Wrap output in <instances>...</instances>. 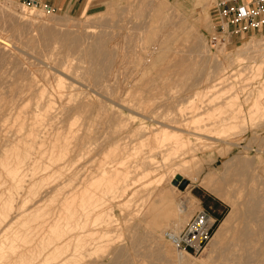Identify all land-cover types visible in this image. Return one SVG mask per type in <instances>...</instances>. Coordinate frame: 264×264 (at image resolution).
I'll use <instances>...</instances> for the list:
<instances>
[{
	"label": "rangeland",
	"instance_id": "374dc122",
	"mask_svg": "<svg viewBox=\"0 0 264 264\" xmlns=\"http://www.w3.org/2000/svg\"><path fill=\"white\" fill-rule=\"evenodd\" d=\"M8 1H10V0H0V7L3 5V6H5L4 4H8L7 2ZM144 1H145V4H144ZM11 6H10V10L8 9V13H11V14H13V12L15 13V15H22L23 17H27L28 15L26 14V11H36L37 12V14H38V19L40 20V22L41 23H43L45 20V22H44V24L46 23V25H47V27H51V28H55V29H67V28H69V29H74V27L72 26V25H78L79 27H80V29H84L85 27H92L93 29H95V31H96V34L102 29V24H100L101 22L102 23H104V26H107V24H108V26L107 27H109V28H104V29H107V30H110L111 32V35H112V37H113V42L116 44V48H117V50H118V52H117V56H116V60H117V62L115 61V69L113 68V71H112V75L113 74H115L116 75V77H115V75H111V80H108V81H106L105 82V84H106V86L103 88V89H101V91L100 92H104L103 94L105 95V96H110L111 95V91H112V95L110 96V99H112L114 102H115V100H116V102L115 103H113V102H108V104H107V110L109 109V111H112V109H115V113L112 111L111 113H109V111H107L106 113H104L103 114V116H102V113L103 112H99V113H97L98 112V110L97 109H95L96 108V106L95 105H93L92 104V106H91V108L88 110V111H81L80 113L79 112H77V113H71V114H69V115H67V117L64 119V122H63V130H62V133H63V135H66L67 136V141H66V144H68V145H66V147H64V148H62V150H60V151H63V152H60V151H58V153H59V155H60V157H64L63 159H61V158H59V160H54V161H51L52 163L50 164V162H48V160H46L47 158V156H43V155H41V153H39L40 151L41 152H43V151H46V150H48V149H46V147H43L42 149L40 148V150L39 151H37L38 150V147H37V145L33 142L32 143V141H33V139H34V136L32 137V141H31V135L29 136V134H30V132H29V134L27 135V136H25L27 133H28V131L30 130V125L32 124V126H33V123H32V120H31V117H30V115H31V110H33L34 108H35V105L37 104L36 102L37 101H34V100H36V96H37V92H38V90H45L46 92H47V94L49 93L50 94V96L53 98V99H55L56 100V96L54 95V94H56V92H58L59 90H61L62 92L64 91V95H63V97H62V101L64 100V98H65V96L67 95L66 94V92H68L69 94H71L72 95V97L73 98H75V96L78 94V93H80V90H81V93L80 94H78V95H82V96H84V91L85 92H87V94L89 95V99H88V96L85 98L87 101L89 100V101H92V102H94L95 101V98H94V95H93V98H92V91L91 92H89L88 93V91H86L87 90V88H86V86L85 85H83V84H81V83H78L79 81H81L82 79H81V73L80 72H82V67H78L77 68V62H75V64H74V61H76L77 59H76V57H74L73 56V58H70V59H67V60H62V58H61V56H59V55H55V54H52V56H51V54L50 53H48L47 55H46V57L48 58H43V57H41V55L40 54H38V52L36 51V53L34 54L33 52V50L32 49H29L28 48V50H30V52L32 53H30V52H28V51H26L25 49H23V47H26L25 46V42H24V38H22V40L21 39H19V38H17V37H10V32H9V30H7L3 25H1V23H0V32L5 28L7 31V34H6V32H4V31H2L1 33H2V36H5L6 38H8V39H10V42H12L13 41V43L15 42V44L13 45V43H11L10 44V47H8L9 48V50L8 51H6L7 53H8V56L6 55V60L5 61H3V63H4V65L2 64V62H1V64H0V66H2V67H0V87H2V88H0L1 90H0V95H2L4 92H7L6 90L9 88V87H12V88H9L8 89V92L5 94H3V95H6V96H3L4 98H1L2 96H0V130L2 131H0V139H2L3 140V138L5 137L6 138V136H8V134L9 133H11L12 131H14V132H16V134L15 135H12L13 134V132H12V136L14 137V136H16L15 138H17L16 140L17 141H19L18 139H20L21 137L23 138V137H25L24 139L25 140H28V141H26L27 143H26V145H25V147L27 148H29V146L31 145V146H35L34 147V149H33V147L31 148V146H30V148H31V150H30V148H29V150H30V152H33V153H31V155H29V150H28V152H26V150L28 149H25V147H23L24 149H23V153H24V151H25V153H27L28 154V156H30V157H26L25 156V154H24V157H26V158H31V159H26V158H24V157H22L21 156V154H20V152H22V145L21 144H18V146L19 147H16L17 149V151L15 150V149H13V147H15V146H17L15 143H17L16 142V140H15V138H13L11 135H9L8 136V138H7V141L5 140H1L4 144H2V142L0 141V148H1V152L4 154L3 156H2V154H1V152H0V156L2 157V159L0 158V177L2 176V178H0V192H2L1 194H0V203L1 204H3V203H5V205H2V206H0V211L3 213H1L2 214V216H1V214H0V225H1V229L3 230V229H5L6 228V230H7V226L8 225H10V222H13V223H11V227H10V231H20V229H21V231L23 232V231H26V232H30V235H28V237H27V235H23V237L21 236V240H17V237H14L15 239L14 240H16V241H14L13 240V238H12V240L11 241H13V242H10V240H9V242H8V240L7 241H5L4 242V244H3V246H4V250L5 251H10V249L12 248V246L11 245H13V249H16L17 250V252H18V249L17 248H19V247H21V249H23L21 252H25V253H27V254H33L34 252L36 253V250L37 249H34V248H36L35 246V244H36V241H37V237H36V233L37 232H39V231H42L41 229L43 228V227H40V226H42V224L41 223H39L40 221H41V219L40 218H47V217H50V216H56L57 215V210H59V212H62L63 214H65L66 212H67V210H69L70 209V211L69 212H72L73 210V212H75V211H77V212H80V208L78 207V205L81 203L80 202V200H83L86 204L88 203H93V204H96L95 205V207H94V209H90L91 211L90 212H92L93 210V213L91 214L92 215V217H91V215H90V217H89V221H87L86 222V225H85V223H83V222H81V221H79V222H75L74 223V221H72V222H70L69 223V226L67 227L68 228V230L70 231L69 232V237H67L68 239L70 238H72V240H70L69 239V241H71V242H65V241H68V239L67 238H64L65 240L63 241L62 240V242H61V244L59 245L60 247H59V249H61V257L59 256V259L60 260H72L69 264H71V263H73V264H76V263H74V262H77L78 260H80V261H78L77 262V264H122V262H123V264H213V262H214V264L216 263V260H215V258H213V260H211L212 259V257H215V255H209L208 253H207V249H208V247H209V243H208V245L206 246V248L202 251V253L201 254H199V255H197V256H189V255H186V257H188L186 260H185V262L184 263H178V262H175V260H171V262H170V260H166V259H164V254H165V252L167 253V251H172V252H175V253H177V251H176V249L174 248V246L173 245H171V243L169 242V241H167L165 238H164V236H163V233L165 232V231H168V230H171L172 228L169 226H165L164 224V226H162L161 227V229H160V231H155L154 233H151L152 231L151 230H149V228L148 227H151L150 225L148 226V224L149 223H147V222H149L150 220H151V218L150 217H152V213H156V212H163L164 210L165 211H167L170 207L171 208H173V209H175L176 208V204H179V203H182V202H185V203H189V204H191V206H190V214L192 215L194 212H196V211H198V210H200L202 207H203V203L202 202H200L196 197H195V195H197L198 193H202V192H204L205 194L207 193V194H209L210 196H212V197H214V198H218L220 201H222V203H223V205H224V209H223V211H224V214H223V216H222V218L219 220V221H217L216 222V226H215V228H214V231H213V234H214V232L216 231V229L218 228V226L220 225V223H221V221L224 219V217H226L227 215H228V213L230 212V210H231V205H230V203H233V204H235L237 207H238V209H242V207L244 206V204H247V201H250V199L249 198H251L252 196H251V192H252V194L253 193H255V195H253V196H255V197H258V198H262L263 197V199H264V28L260 31V32H254V33H250V34H247V35H245V36H241V37H234L235 39H231L230 41H228V42H226L224 45H222V46H219V47H217V49L216 48H211L210 46H209V44H208V42H207V38H208V35L212 32V25H211V16H212V8H213V4H214V2H215V0H76V4H75V6L74 7H71V6H67V7H63V8H52V7H50V6H45L44 5V3H29V2H27V1H25V0H11ZM160 2H162V4H164L166 7H165V9H163V7H161L160 9H158V10H156V11H154L153 12V14L154 15H148V13H146V7H147V5H148V3H150V5L149 6H154V5H156V7H157V5L160 3ZM141 6H140V5ZM161 4V3H160ZM132 6V7H131ZM143 6V7H142ZM131 7V8H130ZM140 7H141V9H140ZM142 10L143 11V16H144V18H142V14L140 13V11H138V10ZM148 9V8H147ZM150 9V8H149ZM21 10H22V12H21ZM25 12H24V11ZM144 10H145V12H144ZM160 10V11H159ZM112 12V13H111ZM158 12H159V14H161V15H166V16H168L167 18L169 19V21H167V22H165V25L167 26V27H172V29H173V33H174V35H172L173 36V38H171V39H169V41L168 42H170V41H172V42H170V43H172V45L170 44V43H168V51L166 52V57H165V62L163 63L162 62V64L161 63H156V62H153V60L151 59L150 60V57L147 55V43L149 44V45H151V47H152V45L154 46V44H155V40L156 39H161V38H163L164 36H165V33L167 32V30L165 29V27L164 28H162V25H163V23H162V18H164L163 16L161 17V15H158ZM161 12H163V13H161ZM17 13V14H16ZM19 13V14H18ZM40 14V15H39ZM156 14V15H155ZM14 15V14H13ZM25 15V16H24ZM118 15V16H117ZM156 16V17H155ZM159 16V18H157ZM148 17V18H147ZM156 18V21L154 20ZM159 19V20H158ZM161 19V20H160ZM168 19H166V20H168ZM55 20V21H54ZM150 20H151V22H150ZM154 22H153V21ZM157 20L159 21V22H157ZM122 21V22H121ZM144 21V22H143ZM171 21V23H169ZM67 22V23H66ZM69 22V23H68ZM116 22H120V24H122L123 25V27L124 28H119L118 29V27L117 28H113V29H111L110 27V25H112V24H114V23H116ZM149 22H150V26L148 25L149 24ZM160 23V24H157V23ZM61 23V24H60ZM168 23V24H167ZM183 23V24H182ZM143 24V25H142ZM155 24H157V25H155ZM170 24V25H169ZM61 26V28H58L59 26ZM67 25V27H65ZM68 25H69V27H68ZM140 25V26H139ZM147 27H146V26ZM172 25V26H171ZM186 26V28L184 27V26ZM72 26V27H71ZM135 26H136V28H135ZM145 26V27H144ZM155 27V28H157L156 30H154V28L153 27ZM157 26V27H156ZM159 26H160V28H159ZM180 26H181V28H180ZM183 26V27H182ZM63 27V28H62ZM98 27H99V29H98ZM138 27H143V29L144 28H147V29H142V30H139L138 29ZM150 27V28H149ZM178 27V28H177ZM132 28V29H131ZM153 28V29H152ZM2 29V30H1ZM166 30V31H163V30ZM179 29V30H178ZM184 29V30H183ZM136 30V31H135ZM146 30H148V31H146ZM152 30H154V32L152 31ZM159 30H160V32H162L161 33V35L163 36H161L160 35V33H159ZM178 30V31H177ZM180 30H182V31H180ZM143 31V32H142ZM156 31V32H155ZM177 31V32H176ZM181 32L180 34L178 33V32ZM144 32H146L145 34H144ZM176 32V33H175ZM185 32V33H184ZM187 32V33H186ZM192 32V33H191ZM1 33H0V35H1ZM140 33V34H139ZM143 33V34H142ZM147 33H149V34H151V36L153 35V39H151V40H141V38H139V37H147ZM184 33V34H183ZM130 34H132V35H130ZM134 34V35H133ZM164 34V35H163ZM144 35V36H143ZM160 35V36H159ZM181 35H182V38H181ZM187 35H189V36H187ZM156 36H159V37H156ZM186 36V37H185ZM174 37H176V38H174ZM15 38H17V39H15ZM121 38V39H120ZM178 38V39H177ZM179 38H181V39H179ZM15 39V40H14ZM140 39V40H139ZM155 39V40H154ZM188 39V40H187ZM191 39V40H190ZM16 40H17V42L20 44H18V43H16ZM19 40V41H18ZM184 40H186V42L184 41ZM255 40V41H254ZM142 42V43H140V42ZM146 41V42H145ZM147 41H149V42H147ZM154 41V42H153ZM183 41V42H182ZM187 41H189L190 43H188ZM251 41H253V43H255V45L253 44L248 50H246L244 53H243V51L241 52V50H238V49H240V48H242L241 46L243 45V47H244V45L245 44H248L249 42H251ZM257 41H258V43H257ZM22 42V43H21ZM144 42H145V44H144ZM152 44H151V43ZM180 42V43H179ZM194 42V43H193ZM248 42V43H247ZM137 43H138V45H137ZM140 43V44H139ZM182 43V44H181ZM185 43H187L186 44V46H183ZM258 45H257V44ZM17 44V45H16ZM130 44V45H129ZM136 44V45H135ZM176 44H178L177 46H176ZM189 44V45H188ZM205 44V45H204ZM13 45V46H12ZM172 46L173 48H171L170 46ZM179 45H181V46H179ZM187 45H188V47H187ZM192 45L193 46H197V47H201V46H203L204 47V51L206 52V55H205V53L203 52L202 53V56L204 57V55H205V57L204 58H206V60H208V63H209V60H210V58H211V56H213V55H216V56H214V57H216V58H214L213 60H211L212 61V63H211V61H210V70H211V77H210V81H209V83L210 82H212L211 80L214 78L213 76L216 74V76H218V75H221V74H223L222 75V77H225V78H227V80L225 79V78H223L222 79V81L220 82V84L223 82V80H224V83H227V85H225L224 83H222V86L224 85V87H220L219 85H218V87H216V88H218V89H216V90H214L215 91V95L213 94V95H211L214 91H210V92H208V94H207V92L205 93L204 91H203V89H202V86L204 85V81L202 80L201 81V84H200V86H198L199 88L198 89H186L185 87L183 88V87H181V85L178 83V81L181 79L180 77V73H179V67H177V66H180V65H178V64H180L181 62H186V63H190V64H192V63H194L195 62V57H194V55L192 54V52H189L190 51V48L192 47ZM11 46H12V48H11ZM15 46V47H14ZM136 46V47H135ZM144 46V47H143ZM176 46V47H175ZM183 46V47H182ZM190 46V47H189ZM258 46V47H257ZM17 47V48H16ZM21 48V50H20V48ZM135 47V48H134ZM175 47V48H174ZM177 47H181V49L180 48H178V50H176V48ZM206 47V48H205ZM221 47V48H220ZM14 48V49H13ZM122 48V49H121ZM130 48H131V50H130ZM182 48H184V49H182ZM238 48V49H237ZM12 49V50H11ZM23 49V50H22ZM134 49V50H133ZM146 49V50H145ZM186 49V50H185ZM16 52V54H14L15 52ZM19 52H18V51ZM144 52H142V51ZM173 50V51H172ZM174 50H176L175 52H177L176 54L174 53ZM25 53V54H27V55H25L23 52ZM33 51V52H32ZM124 51V52H123ZM171 51V52H170ZM248 51V52H247ZM27 52V53H26ZM130 52V53H129ZM135 52V53H134ZM6 53V54H7ZM22 54V55H20V54ZM30 53V54H29ZM123 53V55H121V56H119L118 57V55H120V54H122ZM191 53V54H190ZM239 53L241 54L240 55V57H238L239 56ZM13 55V57H14V59L12 58V56L11 55ZM132 54H134V55H132ZM138 54V55H137ZM142 56H141V55ZM187 54V55H186ZM9 55H10V57H9ZM15 55V56H14ZM20 55L21 56V58L22 59H20V57H18V56ZM32 55V56H31ZM34 55V56H33ZM40 55V56H39ZM49 55V56H48ZM54 55H55V57H54ZM169 55V56H168ZM177 55V56H176ZM178 55H180L179 57H178ZM31 56V57H30ZM59 57L60 59H58V58H56V57ZM132 56V57H131ZM147 56V57H146ZM168 56V57H167ZM173 56H176L177 58H175V57H173ZM9 57V58H8ZM33 57V58H32ZM35 57H38L37 59H34ZM118 57V58H117ZM32 58V59H31ZM42 58V59H41ZM129 58V59H128ZM132 58V59H131ZM167 58V59H166ZM30 59V60H29ZM34 59V60H33ZM43 60V61H41V60ZM127 59V60H126ZM140 61H139V60ZM212 59V58H211ZM16 60V61H15ZM22 60V61H21ZM35 60H36V62H35ZM44 60H45V62H44ZM60 61V64H61V68L64 70V72L66 73V75L65 76H63V75H61L64 79H63V86L61 85V88L60 87H57V81H54L55 80V75H57L56 73L53 75V73H54V71H53V69H52V67H51V62L52 61ZM119 60V61H118ZM129 60V61H128ZM167 60H168V62H170V63H168L167 62ZM176 60V61H175ZM261 60V61H260ZM9 61V62H8ZM120 61H122V62H120ZM127 61H128V63H127ZM132 61V62H131ZM138 61V62H137ZM148 62V63H146V62ZM194 61V62H193ZM12 63V66L10 65L11 63ZM31 62H32V64H34L35 63V65H36V67H35V65H33V67L35 68H33L32 67V64H31ZM34 62V63H33ZM42 62H44V63H42ZM48 62H50L49 64H48ZM62 62H64V63H62ZM72 62V63H71ZM125 62V63H124ZM174 62V63H173ZM214 62V63H213ZM6 63H9V65L8 64H6ZM23 63V64H22ZM37 63H38V65H37ZM40 63V64H39ZM42 63V64H41ZM117 63V64H116ZM139 63V64H138ZM152 63H154L153 65H152ZM30 64H31V66H30ZM72 64V65H71ZM130 66H129V65ZM132 64H134V65H132ZM139 65L138 67H136L137 65ZM156 64V68L154 67V65ZM158 64V65H157ZM166 64V65H165ZM216 64V65H215ZM42 65V66H41ZM125 65V66H124ZM128 65V66H127ZM136 65V66H135ZM141 65L143 66L142 68H141ZM160 65V66H159ZM162 65V66H161ZM219 65V66H218ZM222 65V66H221ZM230 67H229V66ZM8 66H10V67H8ZM19 66H21V69H20V67ZM23 66V67H22ZM27 68H26V67ZM30 66V67H29ZM40 66V67H39ZM45 66V67H44ZM66 66H67V68H66ZM120 66H121V68H120ZM132 66V67H131ZM152 66V67H151ZM9 69V70H7V68ZM19 67V68H18ZM45 69V70H43V68ZM63 67H65V68H63ZM119 67V68H118ZM135 67V68H134ZM145 67V68H144ZM174 67V68H173ZM214 67V68H213ZM216 67V68H215ZM16 69V71L15 72H18V70L19 71H21V73H23V74H25V76L24 77H20V75H19V73H17V74H14V77H11V76H7V75H11V74H13V69ZM18 68V69H17ZM30 68V69H29ZM38 70H37V69ZM49 68V69H48ZM72 68V69H71ZM126 68V69H125ZM155 68V69H154ZM227 68H229V69H227ZM232 68V69H231ZM25 69V70H24ZM28 69H29V73H28ZM31 69H34V70H31ZM39 69H41V70H39ZM78 69V70H77ZM81 69V70H80ZM118 69H120V70H118ZM137 69V70H136ZM151 69H153V70H151ZM215 69H218L220 72L217 74V73H214V70ZM11 70H12V73H11ZM46 70H48V71H46ZM52 70V71H51ZM77 70V71H76ZM124 70V71H123ZM139 70H141V71H139ZM158 70H159V72H158ZM165 70H166V72H165ZM224 70V71H223ZM30 71H31V73H30ZM43 71V72H42ZM78 71H80L79 73L80 74H78ZM124 72V74H123V72ZM137 71H139V72H137ZM144 71V72H143ZM255 71H257V72H255ZM5 72V73H4ZM34 72H36V73H34ZM37 72H38V75H36L37 74ZM40 72V73H39ZM70 72V73H69ZM77 72V73H76ZM115 72H117V73H115ZM118 72H119V74H118ZM222 72H224V73H222ZM3 73H4V75H3ZM29 74V76H28V74ZM50 73H51V75H50ZM122 73V74H121ZM129 73H130V75H129ZM142 73V74H141ZM160 73H161V75H160ZM162 73H164V74H162ZM221 73V74H220ZM230 73H232V74H230ZM234 73V74H233ZM31 74L33 75V76H31ZM42 74V75H41ZM48 76H47V75ZM68 74V75H67ZM71 74V75H70ZM133 74V75H132ZM140 74V75H139ZM167 74H168V76H169V78H168V76H167ZM260 74V75H259ZM80 75V76H79ZM122 75V76H121ZM132 75V76H131ZM138 75V76H137ZM229 75H230V77H229ZM258 75V76H257ZM28 76V77H27ZM36 76V77H35ZM40 77V79H39V77ZM51 76V77H50ZM67 76V77H66ZM69 76H71L72 78H73V76H74V78L72 79V80H70L71 82H73L71 85L69 84L70 83V81H69ZM79 76V77H78ZM227 76V77H226ZM257 76V77H256ZM3 77V78H2ZM10 77V78H9ZM26 77V78H25ZM31 77V78H30ZM45 77H47V78H44ZM66 77V78H65ZM114 77H115V79H114ZM164 77H166V78H164ZM229 77V78H228ZM256 77V78H255ZM9 78V79H8ZM16 78V79H15ZM32 78H33V80H32ZM36 78H38V80L36 79ZM42 78V79H41ZM49 78V79H48ZM50 78L51 79H53L54 78V80H52V81H54L53 83H54V86H52V84L53 83H51L52 81L50 80ZM76 78V79H75ZM81 79V80H79V79ZM134 78V79H133ZM175 78H176V80H175ZM6 79V80H5ZM11 79H13V81L11 80ZM27 79H29V80H27ZM36 79V80H35ZM68 79V80H67ZM115 80V82H113L114 80ZM128 79V80H127ZM163 80V83H162V80ZM167 79V80H166ZM5 80V81H4ZM11 81L10 82V84L8 83L9 81ZM21 80V82L19 83V81ZM27 80V81H26ZM30 80H32V86L31 87H27L29 84V81ZM43 80V81H42ZM45 80V81H44ZM66 80H67V82H66ZM78 80V81H77ZM127 80V81H126ZM159 80V81H158ZM170 80V81H169ZM178 80V81H177ZM234 80V81H233ZM4 81V82H3ZM8 81V82H7ZM25 81V82H24ZM37 81V82H36ZM75 81V82H74ZM121 81V82H120ZM138 81V82H137ZM164 81H166V83L164 82ZM236 81V82H235ZM2 82L3 83H5V84H2ZM24 82V83H23ZM36 82V83H35ZM42 84H41V83ZM45 82V83H44ZM49 82L51 83V84H49ZM56 82V83H55ZM77 82V83H76ZM82 82H83V80H82ZM109 82H111V83H109ZM142 82V83H141ZM68 85H67V84ZM76 83V84H75ZM112 83H114V86L112 85ZM170 83V84H169ZM177 85H175V84ZM214 83V82H213ZM10 86H9V85ZM13 84V85H12ZM19 86H18V85ZM47 84H49L50 85V87H48L47 88V86H49V85H47ZM75 84V85H74ZM78 84H80L81 85V87H80V89L78 88L80 85H78ZM108 84H109V86H108ZM111 84V85H110ZM152 84V85H151ZM154 84V85H153ZM174 84V85H173ZM12 85V86H11ZM16 85V86H15ZM35 85V86H34ZM43 85V86H42ZM78 85V86H77ZM151 85V86H150ZM157 85H158V87H157ZM161 85V86H160ZM172 86V89L174 90V88H175V90L173 91V90H171V86ZM179 85V86H178ZM232 85V86H231ZM4 86H6V87H4ZM24 86V87H23ZM40 86V87H39ZM46 88H45V87ZM65 86H67V87H65ZM73 86H75L74 88H73ZM77 86V87H76ZM121 88H120V87ZM126 86V87H125ZM137 86V87H136ZM147 86H148V88H147ZM164 88H163V87ZM176 86V87H175ZM232 87V89L231 90H233V91H235V92H239V93H234V92H232L231 90H229L230 88H227V90L225 89L226 87ZM233 86H235V87H233ZM236 86H238V88L236 87ZM263 86V87H262ZM22 87H23V89H22ZM37 87V88H36ZM51 87H56V88H52V90L50 91L49 89H51ZM108 89H107V88ZM118 87V88H117ZM146 87V88H145ZM156 87V88H155ZM262 87V88H261ZM7 88V89H6ZM28 88V89H27ZM39 88V89H38ZM65 88H66V90H65ZM68 88H70V89H68ZM78 88V89H77ZM84 88V89H83ZM86 88V89H85ZM110 88H113V89H110ZM124 88V89H123ZM126 88V89H125ZM129 88V89H128ZM158 88V89H157ZM161 88H163V89H161ZM168 88V89H167ZM170 88V89H169ZM179 88V89H178ZM182 88V89H181ZM240 88V89H239ZM261 88V89H260ZM6 89V90H5ZM13 89V90H12ZM27 89V90H26ZM68 89V90H67ZM72 89V90H71ZM74 89H76V90H74ZM118 89H119V92H121V93H119L118 92ZM131 89V90H130ZM160 89V90H159ZM202 89V90H201ZM258 89H260V90H258ZM9 90H11V91H9ZM16 90V91H15ZM49 90V91H48ZM54 90H56L55 91V93H54ZM83 90V91H82ZM106 90L108 91V93H109V91H110V95L106 92ZM157 90V91H156ZM168 90V91H167ZM173 91V92H169V91ZM181 90H183V91H181ZM187 90H188V92H187ZM219 90H221V91H219ZM225 91L224 93H222V91ZM237 90V91H236ZM244 92H243V91ZM252 90V91H251ZM4 91V92H3ZM26 91V92H25ZM36 93H35V92ZM71 91V92H70ZM75 91H78V92H76L75 94H72V93H74ZM125 91V92H124ZM199 92V94H200V91L202 92H204V93H201V97H199V96H197V95H195L194 94V92ZM230 91V92H229ZM257 91H260V92H258L257 93ZM2 92V93H1ZM11 92H12V95H10L11 94ZM19 92V93H18ZM25 93L24 95H22V93ZM52 92H53V94H52ZM127 92H130V93H127ZM139 92L141 93V94H139ZM144 92H146V93H144ZM193 92V93H192ZM218 92V93H217ZM219 92H221V93H219ZM228 92V93H227ZM119 93V94H118ZM209 93H210V95H209ZM217 93V94H216ZM227 93V94H226ZM230 93V94H229ZM250 93V94H249ZM69 94L67 95V97L69 96ZM93 94H95V93H93ZM107 94V95H106ZM121 94V95H120ZM124 94V95H123ZM139 94V95H138ZM144 94V95H143ZM164 94V95H163ZM170 94V95H169ZM173 94V95H172ZM195 96H194V95ZM219 94H220V96H219ZM235 94H237L238 96H236ZM260 94H262V95H260ZM9 95V96H8ZM157 95V96H156ZM173 97H172V96ZM212 97L213 96V98H210L211 100V102H208L209 100V97ZM235 95V96H234ZM245 95H246V97H247V103H245V105H244V99H246V97H245ZM247 95H250V96H247ZM21 96V97H20ZM27 96V97H26ZM107 96V97H108ZM120 96L121 97H123V98H120ZM139 96V97H138ZM144 96H145V98H144ZM169 96V97H168ZM186 96V97H185ZM188 96V97H187ZM192 96V97H191ZM206 96H207V98L208 99H206L205 100V98H206ZM216 96V98H214ZM225 96H227V97H225ZM259 96V97H258ZM10 97V98H9ZM19 97V98H18ZM29 97V98H28ZM55 97V98H54ZM115 97V98H114ZM119 97V98H118ZM141 97V98H140ZM152 97H155V99L154 98H152ZM171 97V98H170ZM198 97H199V99H198ZM224 97V98H223ZM231 97H236V99L235 100H237L238 99V103H241V104H243L242 105V109H243V112L239 115V121L237 120V122H238V127H236V128H232V130L231 129H229V130H231L230 132H229V130L228 129H224V133L223 134H221V135H225L224 137H226V139L225 138H223V141H222V138H221V140H219L220 142H218V140H215V139H212V135H214L215 134V131H220L221 130V127H217V126H219V123H220V121H222L223 119H221V118H226V117H229V114L230 113H228V112H230V108L231 107H229L228 106V104H226V100L225 99H230ZM240 97V98H239ZM8 99V100H6V99ZM27 98V99H26ZM125 98V99H124ZM148 98H150V101H149V99ZM184 98V99H183ZM186 98V99H185ZM195 98V99H194ZM219 98V99H218ZM92 99H94V101L92 100ZM120 99V100H119ZM130 99H132V101L130 100ZM138 99V100H137ZM188 99V100H187ZM213 99V100H212ZM221 99V100H220ZM254 99V100H253ZM2 100H4V102L2 101ZM15 100V101H14ZM23 100V101H22ZM26 100L27 101H29V102H26ZM111 100V101H112ZM124 100V101H123ZM129 102H128V101ZM133 100H134V102L136 103H133ZM192 100H193V102H192ZM198 100H202L201 102L200 101H198ZM259 100V101H258ZM68 101V98H65V100L63 101V102H67ZM120 101H122V102H120ZM126 101V102H125ZM177 101V102H176ZM187 101V102H186ZM189 101V102H188ZM217 103H216V102ZM219 101V102H218ZM249 101V102H248ZM23 104H22V103ZM25 102V103H24ZM184 102V103H183ZM192 102V103H191ZM214 102V103H213ZM253 102H256V103H258V106H259V110H257V111H255L254 113H255V116H253V117H251V121L252 122H248V121H250L249 120V118H250V116L248 115L249 113H248V108H250L251 106H252V104L251 103H253ZM262 104H261V103ZM7 103V104H6ZM13 103V104H12ZM16 103V104H15ZM27 103V105H26V107L24 106V104H26ZM35 103V104H34ZM118 103H120V104H118ZM121 103H125V104H121ZM128 103V104H127ZM131 103V104H130ZM199 103H202L201 105L199 104ZM208 103L210 104V106L208 105ZM214 105H213V104ZM4 104V105H3ZM33 104V105H32ZM54 104H55V106H54ZM57 104H61V103H59L58 101H54L53 102V106L54 107H51V111H54L53 109L55 108V110H56V108L59 106L60 107V105H57ZM65 103H62V105H64ZM67 104V103H66ZM65 104V105H66ZM130 104V105H129ZM207 104V105H206ZM226 104V105H225ZM260 104V105H259ZM7 106V108H5L6 106ZM69 105V104H68ZM112 105V106H111ZM124 105V106H123ZM127 105H129L128 107H127ZM140 105V106H139ZM194 105H198L200 108H198V106H197V108H198V110L196 109V108H194ZM218 105H221V106H219L218 107ZM5 106V107H4ZM11 106V107H10ZM29 106V107H28ZM202 106V107H201ZM224 106H227V107H224ZM263 106V107H262ZM3 109H2V108ZM14 107V108H13ZM21 107H23L24 108V111H23V108H21ZM58 107V108H59ZM113 107V108H112ZM125 107H127V108H129V109H127V108H125ZM133 107V108H132ZM211 107V108H210ZM12 108V109H11ZM16 108L18 109V110H16ZM28 108V109H27ZM31 108V109H30ZM110 108H112V109H110ZM117 108H118V110H117ZM122 108V109H121ZM123 108H125V109H123ZM195 110H194V109ZM201 108H202V110H201ZM225 108V109H224ZM229 108V109H228ZM11 109V110H10ZM25 109H27L26 110V113H25ZM127 109V110H126ZM215 109V110H214ZM222 109V110H221ZM223 109H224V111H223ZM263 109V110H262ZM3 110H6V111H3ZM10 110V111H9ZM19 110H21L20 112H19ZM30 110V111H29ZM116 110L118 111V113L116 114ZM123 112H122V111ZM136 110V112L138 113H134V111ZM163 110V111H162ZM196 110L198 111V112H196ZM216 111V113L214 112V114H213V111ZM218 110V111H217ZM227 112H226V111ZM262 110V111H261ZM11 111H12V113H11ZM17 111V112H16ZM96 111V112H95ZM121 113H120V112ZM130 111H132V112H130ZM221 111H222V114H221ZM259 111V112H258ZM3 112H4V115H3ZM30 114H29V113ZM90 112V113H89ZM93 112H95V113H93ZM143 112V113H142ZM207 112V113H206ZM247 112V113H246ZM14 113V114H13ZM19 113V114H18ZM25 113V114H24ZM89 113V114H88ZM107 113H109V114H107ZM121 115H120V114ZM165 113V114H164ZM211 113H212V115H213V117H214V119H213V117H211L212 115H211ZM225 113H227V114H225ZM258 113V114H257ZM261 113V115H259ZM27 114H29V115H27ZM74 114V115H73ZM82 114V115H81ZM86 114V115H85ZM95 114H97V115H99L98 117H100L99 119L100 120H96L95 118H98L97 117V115H95ZM106 114L108 115L107 117H104V116H106ZM119 114V115H118ZM136 114V115H135ZM140 114H142L141 116H140ZM195 114V115H194ZM206 114V115H205ZM216 114V115H215ZM219 114V115H218ZM2 115V116H1ZM8 115V116H7ZM12 115V118L10 117ZM16 115V116H15ZM21 115V118L22 119H19L18 117ZM75 115H77V116H75ZM81 117H80V116ZM93 115H94V119L93 118H91V117H93ZM101 115V116H100ZM110 115H111V117H110ZM118 115V116H117ZM193 115H194V117L196 118V119H194V117H193ZM199 115L201 116L202 115V117H199ZM208 115V116H207ZM228 115V116H227ZM245 115V116H244ZM254 115V114H253ZM257 115V116H256ZM25 116H27V118L25 117ZM58 116V115H57ZM74 116H75V118H74ZM84 116H86V117H84ZM120 116V117H119ZM158 116V117H157ZM221 116V117H220ZM225 116V117H224ZM247 116V117H246ZM252 116V115H251ZM260 117L259 119L257 118V117ZM5 117V118H4ZM30 117V118H29ZM84 117V118H83ZM104 117V118H103ZM110 117V118H109ZM117 117V118H116ZM147 119H146V118ZM148 117L150 118V119H148ZM154 118V121H153V118ZM193 117V118H192ZM199 117V118H198ZM205 117V118H204ZM208 117H210V118H208ZM220 117V118H219ZM244 117H245V119H244ZM249 117V118H248ZM11 118V119H10ZM24 118V119H23ZM77 118V119H76ZM101 118H102V120H101ZM105 118H107V119H105ZM114 119V121H113V119ZM145 118V119H144ZM202 118H204V119H202ZM212 118V119H211ZM7 119H9V120H7ZM15 119V123H17V124H15L14 123V120ZM18 119H19V121H21L20 123L18 122ZM56 119L57 118H52L50 121L47 119H45V120H43V122H44V124L43 123H41V125L39 124V125H37V126H39V128L41 129L40 130V132L42 133V134H45V135H47V137H50V135L53 133V131H54V128H53V122H54V124H56V122H58L59 120V118L57 119V121H56ZM71 119V120H70ZM76 119V120H75ZM80 119V120H79ZM85 119V120H84ZM91 119V120H90ZM105 119V120H104ZM108 119H110L109 120V122L107 121ZM119 119H121V120H119ZM152 119V120H151ZM156 119V120H155ZM171 119V120H170ZM176 119V120H175ZM193 119V120H192ZM206 119V120H205ZM216 119V120H215ZM219 119V120H218ZM243 119V120H242ZM16 120H17V122H16ZM25 120H27V121H29V122H31L30 124H29V122H27V121H25ZM88 120V121H87ZM92 120H93V122H92ZM119 120V121H118ZM123 120V121H122ZM150 120V121H149ZM168 120V121H167ZM191 120H192V122H191ZM212 120V121H211ZM214 120V121H213ZM263 120V121H262ZM11 121V122H10ZM23 121H25L26 122V124L27 125H25L24 126V124H25V122H23ZM46 121H49V122H46ZM56 121V122H55ZM70 121H73V123H71ZM75 121V122H74ZM82 121V122H81ZM92 123H95V125L94 124H92ZM98 121H101L100 123L98 122ZM122 121V122H121ZM151 121H153V122H151ZM156 121V122H155ZM171 121H172V123H171ZM201 121H203V122H201ZM218 121V122H217ZM243 121V122H242ZM256 121V122H255ZM4 122V123H3ZM8 122H10V123H8ZM24 124H23V123ZM69 122V123H68ZM77 122V124H75ZM80 122V123H79ZM117 122H118V125H116L117 124ZM126 124H124V123ZM140 122V123H139ZM174 122H175V124H177L178 125V130H176V127H177V125H175L174 124ZM182 122H184L183 124L184 125H181L182 124ZM191 122V123H190ZM205 122H206V124H205ZM215 122V123H214ZM218 124H217V123ZM255 122V124H253ZM258 122V123H257ZM9 125H8V124ZM19 123V124H18ZM48 123V125H46ZM67 123V124H66ZM88 123H89V125H90V127H89V129H87L88 128ZM91 123V124H90ZM96 123H98V125L96 124ZM194 123H195V125H194ZM200 123H201V125H200ZM204 123V124H203ZM211 123H214V124H216V125H211ZM246 123V124H245ZM248 123V124H247ZM251 123V124H250ZM257 123V124H256ZM261 123H263V124H261ZM2 124V125H1ZM12 124H13V126H12ZM22 124V125H21ZM76 126H75V125ZM81 124V125H80ZM99 124H101V125H99ZM103 124H104V126H103ZM106 124L108 125V126H106ZM122 125V127H121V125ZM142 124V125H141ZM161 124V125H160ZM167 124H169V125H167ZM172 124V125H171ZM174 124V125H173ZM199 124V125H198ZM5 125H6V127H5ZM15 125H17V126H15ZM43 125V126H42ZM70 125V126H69ZM93 125V126H92ZM97 125V126H96ZM159 125V126H158ZM179 125H181V127L182 126H184V127H182L183 128V130H182V128L179 126ZM206 125H208L207 127H206ZM211 125V126H210ZM246 125V126H245ZM10 126V127H9ZM15 126V127H14ZM18 126H20V127H18ZM23 126V127H22ZM48 128H47V127ZM69 126V127H68ZM72 126V127H71ZM73 126H75V128H73ZM91 126H92V130L90 131V129H91ZM97 127L96 128V130H95V127ZM99 126V127H98ZM124 126V127H123ZM128 126V127H127ZM140 126V127H139ZM144 126H146V127H144ZM162 126H163V128H162ZM168 126V128L166 129V127ZM175 126V127H174ZM187 126V127H186ZM189 126V127H188ZM196 126V127H195ZM201 126H203V127H201ZM254 126L255 127H258V128H254ZM5 127V128H4ZM21 127H22V129L23 128H25L26 129V131H25V129H23L24 130V132L25 133H23V132H21V131H23V130H21ZM29 127V128H28ZM42 127V128H41ZM50 127V128H49ZM78 127V128H77ZM81 127H83V128H81ZM102 127H103V129H102ZM106 127H107V129H109V130H107L106 129ZM110 127V128H109ZM116 127V128H115ZM127 127V129L128 130H126L125 128ZM140 129H139V128ZM142 127H143V129H142ZM159 127H161L160 128V130H165V131H167V132H175V133H178V131H179V133L178 134H180L181 133V135H183V137H188L187 139H188V143L191 145H186V146H188V151H187V148H186V146L184 147H181L182 145H180L179 146V144H177L178 145V147H180V148H178V150L176 149L175 150V152H173V150L175 149V147L177 148V145L176 144H174V141H173V139H172V141H171V139H170V142H172V143H169V139H164L162 142H160V140L159 139H157V140H155V137H151V139L149 138L150 136H154V134H155V131L159 128ZM192 127H193V129H192ZM201 127V128H200ZM207 129H206V128ZM210 127V128H209ZM214 127H216V128H214ZM247 127V128H246ZM250 127H253V128H251L250 129ZM20 130H19V129ZM32 128V127H31ZM82 129V130H79V129ZM114 130H116V131H114ZM121 130L120 132L118 131L119 129ZM122 128H124V129H122ZM150 128H152V129H150ZM153 128H156V129H153ZM172 128V129H171ZM175 128V129H174ZM185 128V129H184ZM212 128V129H211ZM238 128V129H237ZM3 129V130H2ZM6 129V130H5ZM47 129H49V130H47ZM70 129V130H69ZM134 129V130H133ZM138 131H137V130ZM191 129V130H190ZM210 129V130H209ZM235 129V130H234ZM240 129L242 130L241 132H240ZM244 129V130H243ZM250 129V130H249ZM9 131V133L7 132V134H1V133H6V131ZM21 132V133H18L19 131ZM46 132V133H44V131ZM47 130V131H46ZM53 130V131H52ZM88 130V131H87ZM95 132H94V131ZM104 130H107L106 132L104 131ZM112 130V131H111ZM125 132H124V131ZM149 130V131H148ZM155 130V131H154ZM159 129H158V131H160ZM176 130V131H175ZM198 130V131H197ZM200 130V131H199ZM208 131V133H207V131ZM212 130H213V132H212ZM215 130V131H214ZM226 130V131H225ZM11 131V132H10ZM43 131V132H42ZM52 131V132H51ZM70 133H69V132ZM77 131V132H76ZM96 131H98V132H96ZM105 133H104V132ZM118 131V132H117ZM123 131V133L121 134V132ZM133 131V132H132ZM146 131L148 132V133H146ZM150 131H152V132H150ZM184 133H183V132ZM190 131V132H189ZM211 131V133H209ZM244 131H246V133L244 132ZM68 134H67V133ZM75 132V133H74ZM80 132H82V133H80ZM87 132V133H86ZM91 132V133H90ZM92 132H93V134H92ZM111 132V133H110ZM113 132V133H112ZM135 132V133H134ZM137 132V133H136ZM139 132H142V134H143V136H139V135H142V134H140ZM188 133L187 135H186V133ZM197 132H199L200 134H198V135H192V133H197ZM203 132V133H202ZM240 132V133H239ZM244 132V133H243ZM255 132V133H254ZM17 133L18 134H20V136L18 135L17 136ZM108 133V135L107 136H105V134H107ZM120 133V134H119ZM130 133H132L134 136H132V135H130ZM231 133H233V134H231ZM22 134V135H21ZM42 134H40V135H42ZM74 134V135H73ZM90 134H91V137H90ZM95 134V135H94ZM102 134L104 135V136H102ZM112 134H113V137H112ZM115 134V135H114ZM116 134H118L117 136L118 137H116ZM128 135V139L129 140H127V138H125V136H127ZM139 134V135H138ZM150 134H153V135H150ZM209 134V135H208ZM211 134V135H210ZM236 136H235V135ZM240 134H241V137H239L240 136ZM2 135V136H1ZM5 135V136H4ZM45 135H42V136H45ZM49 135V136H48ZM75 135H76V137H75ZM80 136V137H78V136ZM86 135V137L88 138V140H87V138H85L84 136ZM89 135V136H88ZM92 135H94L95 137H96V135H98L97 136V140H96V138L95 137H93ZM124 135V136H123ZM145 135V136H144ZM148 135V136H147ZM191 135L193 136V137H195V138H193V137H191ZM202 137H201V136ZM204 135H208L207 137H205ZM216 135H218V133L216 132V134H215V136ZM231 135V136H230ZM237 135H239V136H237ZM72 136V137H71ZM100 136V137H99ZM131 136H132V138H131ZM139 136V137H138ZM209 136H211V138L209 137ZM228 136H230V137H228ZM233 136V137H232ZM10 137H12V139L10 138ZM93 137V138H92ZM106 137V138H105ZM115 137V138H114ZM147 137V138H146ZM198 137H199V139H198ZM234 138V139H232V138ZM237 137V138H236ZM4 138V139H5ZM69 138H72V140L71 139H69ZM112 138H114V139H112ZM120 138V139H119ZM130 138H131V140H130ZM208 138H210V139H208ZM227 138H229V139H227ZM236 138V139H235ZM13 139H14V143H13ZM75 141H74V140ZM92 139V140H91ZM96 141V146H95V141ZM100 139V140H99ZM106 141H105V140ZM116 139V140H115ZM142 139V140H141ZM150 139V141H147V140H149ZM201 139V140H200ZM204 139V140H203ZM205 139L207 140V141H211V143H207L206 141H205ZM12 140V141H11ZM69 140H70V142H69ZM77 140V141H76ZM87 140V141H86ZM110 140V141H109ZM151 140H153L154 142H158V144H157V142L156 143H154L153 141H151ZM194 140H196V141H194ZM200 140V141H199ZM212 140H215V141H212ZM234 140V142H236L237 143V145H234V146H230L229 145V142L230 141H233ZM9 141V142H8ZM29 141H31V142H29ZM82 142V143H80V142ZM87 142V144H86V142ZM97 141H100V142H97ZM101 141H103V142H101ZM116 143H115V142ZM122 141H123V143H125L126 145H128L127 147L125 146V144L123 145V143H122ZM124 141H126V142H124ZM132 141V142H131ZM201 141H203V142H201ZM204 141H205V143H204ZM89 142V143H88ZM90 142H91V145H90ZM107 142V143H106ZM127 142H129V143H127ZM138 142H140V144L138 143ZM142 142V143H141ZM146 142V143H145ZM149 142V143H148ZM164 142H166V143H164ZM196 142V143H195ZM203 143L202 144V146L200 145V146H198L199 145V143ZM19 143V142H18ZM29 143H31V144H29ZM69 143H71V144H69ZM94 143V144H93ZM106 145H104V144ZM144 143V144H143ZM149 145H148V144ZM160 143H163V144H166V145H164V146H161L160 147ZM195 144V149H196V151L194 152V144ZM200 143V144H201ZM11 144H12V146H11ZM15 144V145H14ZM32 144H35V145H32ZM76 144V145H75ZM88 144H89V146H88ZM99 146H98V145ZM103 144V145H102ZM107 144H110V146H113V147H107ZM114 144V145H113ZM118 144V145H117ZM141 145V146H139V145ZM153 144V145H152ZM156 144V146H154ZM163 144H161V145H163ZM173 144V145H172ZM197 144V145H196ZM213 144V145H212ZM219 144V145H218ZM10 145V146H9ZM28 145V146H27ZM71 145V146H70ZM74 146V150H72L73 148V146ZM82 145V146H81ZM85 145V146H84ZM87 145V146H86ZM132 145V146H131ZM146 145H148V146H146ZM172 146V151H171V149L170 148H168V146ZM213 147H212V146ZM4 146H5V148H7V149H5L4 148ZM8 146L9 147H12V148H8ZM84 146V148H81V147H83ZM95 147V148H92V147ZM109 146V145H108ZM120 146V147H119ZM143 146V147H142ZM159 148H158V147ZM165 146H167V147H165ZM174 146V147H173ZM190 146V147H189ZM211 146V147H210ZM4 149H3V148ZM76 147V148H75ZM87 147H91V149L93 150H90V148H87ZM115 147V148H114ZM125 147V148H124ZM128 147H130V148H128ZM154 147V148H153ZM157 147V148H156ZM162 147H164V148H167L169 151L168 152H165V151H162V150H167V149H164V148H162ZM202 147H204L203 149V151H202V149L201 148ZM208 147H210V148H207ZM226 147H229L228 149L229 150H227V148ZM259 147H260V149H259ZM110 148V149H109ZM114 150H116V151H114ZM151 148V149H150ZM161 148H162V150H161ZM174 148V149H173ZM183 148H184V150H185V153L187 154V152H194L193 154L192 153H188V155H186V154H184V151H183ZM190 148H192V149H190ZM225 148H226V150H225ZM4 151H3V150ZM12 149V150H11ZM18 149H20L19 151H18ZM71 149V150H70ZM77 149V150H76ZM129 149V150H128ZM153 149H154V151H153ZM157 149V151H155ZM182 150L181 152H180V154L178 155V156H176L177 154H178V152L180 151V150ZM194 149V150H193ZM252 149H254V151L252 150ZM7 150V152H5ZM10 150H11V153L10 154H16V152H19V153H17V156L16 155H14V157L15 158H11L10 160H12V161H8V159L7 158H10V156H12V155H9V152H10ZM15 150V151H14ZM33 150V151H32ZM35 150V151H34ZM66 150V151H65ZM68 150V151H67ZM70 150V151H69ZM85 150V151H84ZM88 150V151H87ZM109 150H110V152H109ZM122 150V151H121ZM131 150V151H130ZM190 150V151H189ZM223 150V151H222ZM225 150V151H224ZM13 151L15 152V153H13ZM114 151V152H113ZM117 151H119V152H117ZM127 151V152H126ZM152 153V154H150V152ZM170 151H171V153H170ZM241 151H242V153H241ZM244 151H245V153H244ZM250 151V152H249ZM38 152V155H40V157H38V155H37V157H36V155H35V157L38 159V158H40V159H38V160H40V161H38L35 157H34V155L33 154H35V153H37ZM47 152L48 151H46V153L45 154H47ZM64 152H66V154L64 153ZM68 152H69V157H65V156H67L68 155ZM71 152V153H70ZM79 152H82V153H79ZM109 152V153H108ZM127 154V156H125L126 154ZM136 152V153H135ZM142 152H144V153H142ZM160 152H162V153H160ZM172 152H173V155H171L172 154ZM177 152V153H176ZM183 152V153H182ZM247 152V153H246ZM8 154V156H7V154ZM57 153V154H58ZM108 153V154H107ZM122 153V154H121ZM164 153V154H163ZM167 155H166V154ZM176 153V154H175ZM221 153V154H220ZM18 154H20V155H18ZM63 156H62V155ZM72 154V155H71ZM78 156H77V155ZM90 154V155H89ZM114 154V155H113ZM117 154V156H119L118 158L117 157H114L115 155ZM119 154V155H118ZM120 154H121V156H120ZM130 154V155H129ZM135 154H136V158H138V156H139V158L137 159V161H135L136 160V158H135ZM151 155V156H149V158L147 157L148 155ZM191 154V155H190ZM23 155V154H22ZM32 155H33V158H32ZM48 155V154H47ZM71 155V156H70ZM84 155V157H87V155H88V157H91V158H85L84 159V157L82 158L81 156H83ZM104 155V156H103ZM110 155V156H109ZM123 155V156H122ZM129 155V156H128ZM133 155V156H132ZM138 155V156H137ZM141 155V156H140ZM154 155V156H153ZM161 155V156H160ZM186 155V156H185ZM192 155H194V156H192ZM23 159H26V160H23V162H19V161H22V159L20 158V157ZM44 158V160H43V158ZM97 156V157H96ZM102 156V157H101ZM112 156V157H111ZM142 156L144 157V158H142ZM155 158V159H153V157ZM167 156H169V158L167 157ZM171 156V157H170ZM176 156V157H175ZM180 156H185V157H180ZM241 156V157H240ZM246 156V157H245ZM16 157L17 158H20V160L18 159H16ZM116 158L115 160H114V158ZM123 158V160H122V158ZM126 157V159H124ZM134 157V158H133ZM180 157V158H179ZM193 157V158H192ZM231 157H234L233 158V160H232V158ZM237 157H238V159H237ZM35 158V159H34ZM71 160H73V161H71ZM80 158V160H78ZM92 158H94V159H92ZM97 158V159H96ZM112 158V159H111ZM171 158V159H170ZM182 159L181 161L182 162H184V163H182L181 164V161L179 160V159ZM237 160H236V159ZM4 159V163L2 162V160ZM5 159L7 160V161H5ZM33 159V160H32ZM67 159V160H66ZM132 159V160H131ZM144 159V164H143V162H140V160H143ZM152 159V160H151ZM230 159V160H229ZM32 160V161H31ZM36 162H35V161ZM45 160H46V162H45ZM61 160V161H60ZM90 160V161H89ZM95 160V161H94ZM119 160H122V161H119ZM128 160V161H127ZM149 160H151V161H149ZM177 160V161H176ZM246 162H245V161ZM25 161V162H24ZM29 161V162H28ZM31 161V162H30ZM38 161V162H37ZM42 161H44V162H42ZM59 162V164H55V162L56 163H58ZM63 161V162H62ZM69 161H71L70 163H69ZM106 161V162H105ZM113 161V162H112ZM116 161H117V163L118 162H120L119 164H121L122 162H124V163H122L121 165H119V164H117L116 163ZM156 163H155V162ZM230 162V164H228V165H230V166H228V165H226L225 166V164L227 163V162ZM5 162H7V163H9V162H11V163H9L10 165H12V163H18L19 165H20V167H19V165L18 164H16V166H15V164L14 165H12L14 168H11L10 167V165H5L6 163ZM35 163H37V165H35L34 166V164ZM47 162L49 163L48 165H50V166H48L47 165ZM61 162V163H60ZM67 162H68V164H67ZM78 162V163H77ZM102 162H103V164H102ZM109 162V163H108ZM112 162V163H111ZM134 162H136V163H134ZM231 162H232V164H231ZM245 162V163H244ZM21 163V164H20ZM26 163V164H25ZM39 163H40V165H41V168L42 169H44L43 168V166H46L47 165V169H48V171L50 172V174L52 173H55V172H58L59 174H53L54 176L56 175V177H57V175H59L58 177L60 178V177H62V175H64L62 178H63V181H62V178H60L61 179V181H60V179L57 177V179H59V180H56V181H54L55 179H56V177H54L53 175H52V177H51V175L49 174V176H48V179H47V181H46V178H47V175H48V173L49 172H46V171H44V173H43V170L42 169H40V167H39ZM42 163V164H41ZM44 163V164H43ZM67 165H69L70 167H66V164ZM88 163H90L91 165H89ZM105 163V164H104ZM117 165V166H114L115 164ZM147 165H146V164ZM152 163L154 164V165H152ZM163 163V164H162ZM173 163V164H172ZM3 164H4V166H3ZM33 164V165H32ZM53 164V165H52ZM63 166H62V165ZM93 164V165H92ZM97 164H100V165H97ZM112 164V165H111ZM128 164V165H127ZM135 164H137V165H135ZM141 164V165H140ZM248 164H249V166H252V167H249L248 166ZM18 165V166H17ZM54 165H56L55 166V168H54ZM87 165V166H86ZM102 165V166H101ZM146 165V166H145ZM148 165H151L153 168H151L150 166L148 167ZM157 165V166H156ZM159 165V166H158ZM178 165V166H177ZM31 166H33V167H31ZM52 166H53V169H52ZM60 166L62 167V168H60ZM87 167L86 169L84 168V167ZM92 166V167H91ZM103 166H105V167H103ZM107 166V167H106ZM109 166V167H108ZM110 166H112V167H110ZM137 166V167H136ZM141 166V167H140ZM156 166V168H154ZM177 166V167H176ZM5 167H6V169H5ZM9 169H8V168ZM50 169H52V170H50ZM65 167L67 168V170L65 169ZM99 167V168H98ZM120 168V170H119V168ZM123 167V168H122ZM126 167V168H125ZM139 167V168H138ZM174 167V168H173ZM20 170H19V169ZM58 168L60 169V170H58ZM84 168V169H83ZM91 168V169H93V170H91L90 169V173H88V171H89V169ZM96 168V169H95ZM113 168V170H111ZM133 168V169H132ZM144 168V169H143ZM145 168H147V169H145ZM150 168V169H149ZM176 168H180V170H177ZM186 168V169H185ZM236 170H235V169ZM13 169V170H12ZM16 169V170H15ZM23 169H24V171H26V173H24L25 175H28V176H26V177H23V179L21 178L24 174H23ZM32 169V170H31ZM40 170V171H38V170ZM55 169H57V170H55ZM69 169V170H68ZM94 169H95V171H94ZM100 170L99 172L97 171V170ZM105 169V170H104ZM117 169V170H116ZM152 169V170H151ZM174 169H176V170H174ZM234 169V170H233ZM10 171V173H8L9 171ZM36 170H37V180H36V176H35V178L33 177L34 176V174L36 173ZM53 170H55V171H53ZM64 170L65 171H67V173L65 172L64 174H63V172H64ZM86 170V171H85ZM112 172H111V171ZM114 170H115V172H114ZM119 170V171H118ZM126 170H128L127 172H125L124 173V171H126ZM144 170H146L145 171V173L147 172V170H148V172H147V174H144ZM152 172H151V171ZM154 170H156V171H154ZM4 171V172H3ZM8 171V172H7ZM11 171H16L15 172V176H16V174H18L17 175V177H15L14 179H12L11 178V174H13V173H11ZM34 173H32V172ZM62 171V172H61ZM77 171V172H76ZM82 172V174H84V175H81L80 173ZM92 171V172H91ZM94 171V172H93ZM98 172V174H97V172ZM102 171H104V177L103 178H109L110 180L111 179H114V180H116V179H119V180H122L123 181V179L125 180V178L127 177V176H129V178L127 177L126 178V180H127V182H128V184H129V182H130V184L128 185V184H126V180H125V184H126V187H127V192L125 193V194H127V195H125V194H121L120 192L119 193H114L113 192V189H112V187H113V185H112V180L110 181V180H108V179H100L99 177H101V175L103 174V172ZM142 171H143V173H142ZM150 171V172H149ZM175 171V172H174ZM176 171H177V173H179L180 172V174H176ZM184 171V172H183ZM186 171V172H185ZM200 171V172H199ZM18 172H20V173H18ZM60 172H61V176H60ZM88 173V174H86V173ZM96 172V173H95ZM119 172H121V175H120V173ZM123 172V173H122ZM175 173V174H173V173ZM256 174H255V173ZM4 173V174H3ZM29 173V174H28ZM41 174V175H39V174ZM47 173V174H46ZM75 175H74V174ZM76 173H78L79 175L77 176V174ZM92 173H95L94 175H92ZM100 173H102L100 176H99V174ZM107 173V174H106ZM112 173V174H111ZM114 173V174H113ZM115 173H116V175H115ZM128 175H127V174ZM149 173V174H148ZM182 173V174H181ZM194 173L196 174V176H198V179H197V181H195V182H192V181H190V179H189V175L188 174H193L194 175ZM211 173V174H210ZM23 174V175H22ZM31 174V175H30ZM46 176H45V175ZM67 174L69 175V176H67ZM106 174V175H105ZM117 174H119V176H117ZM122 174H123V176H122ZM163 174V175H162ZM184 174V175H183ZM187 174V175H186ZM208 174H210L211 175V180L209 181V183H207V181L208 180H205V181H203L202 179L204 178V176H206V175H208ZM5 175V176H4ZM33 175V176H32ZM39 175V176H38ZM80 175H81V177H80ZM96 175V176H95ZM108 175H110V176H108ZM111 175H113V178L111 177ZM172 175H173V177H172ZM186 175V176H185ZM7 176V177H6ZM31 176V177H30ZM44 177V179H45V181L42 179L43 177ZM67 176V177H66ZM86 176V177H85ZM99 176V177H98ZM108 176V177H107ZM117 176V177H116ZM145 176V177H144ZM164 176V177H163ZM168 176V177H167ZM9 177V178H8ZM32 179V177H33V179H35V180H31L30 178ZM49 177H50V179H49ZM73 177H75V178H73ZM78 177V178H77ZM83 177V178H82ZM89 177V178H88ZM119 177V178H118ZM131 177V178H130ZM167 177V178H166ZM188 177V178H187ZM248 177V178H247ZM4 178V179H3ZM7 178V180H5ZM19 178H21V179H19ZM29 180H27V179ZM67 178V179H66ZM68 178H70V180L68 179ZM84 179V180H82V179ZM97 178V179H96ZM100 179V181H99V179ZM122 178V179H121ZM4 180V182H2L3 180ZM8 179L10 180V179H12V180H10L9 182H7L8 181ZM26 181H25V180ZM52 179V181H49V180H51ZM76 179V180H75ZM78 179V180H77ZM93 179V180H92ZM156 179V180H155ZM161 179V180H160ZM184 179V180H183ZM21 180V181H20ZM24 180V181H23ZM31 180V181H30ZM42 180H43V182H42ZM67 180H68V182H67ZM82 180V181H81ZM86 180V181H85ZM88 180V181H87ZM97 180V181H96ZM106 182H105V181ZM107 180H108V184L110 183V185H106V183H107ZM129 180V181H128ZM160 180V181H159ZM175 180V181H174ZM253 182H252V181ZM16 183H15V182ZM19 181V182H18ZM36 181H38V183L39 184H43V183H45L46 182V184H43V185H40V188L38 187V183L36 182ZM71 181V182H70ZM73 181V182H72ZM75 181V182H74ZM91 181H93V186H92V188L94 187H96V189H97V191H98V189H99V191L101 190V192H103L104 191V189H106L105 191L107 192H105L104 191V193H99V195H98V193L96 194V195H94L92 198H86V197H84L83 196V194H81V192H82V187H83V185H82V183H84V182H91ZM110 181V182H109ZM182 181V182H181ZM202 181V182H201ZM261 181V182H260ZM24 182H25V184H24ZM29 182V183H28ZM34 182H36L35 183V185H32V183L34 184ZM42 182V183H41ZM53 182H55V185H54V183ZM56 182H57V184H56ZM63 182V183H62ZM70 182V183H69ZM82 182V183H81ZM100 182H102V184L100 183ZM114 182V181H113ZM179 182H180V184H179ZM204 182V183H203ZM258 182V183H257ZM4 183V184H3ZM12 183H14L13 184V186H14V188L12 187ZM21 183V184H20ZM49 183V184H48ZM51 183H53V184H51ZM80 183H81V185H80ZM100 183V184H99ZM156 183V184H155ZM18 184V185H17ZM23 184H24V186H23ZM32 185V186H30V185ZM47 184H48V186H50V188L48 187V189H49V191H48V189H47ZM53 185V186H51V185ZM59 184V185H58ZM68 184V185H67ZM95 184H96V186H95ZM3 185H5V186H3ZM10 187V189L9 188H6V187H8V186ZM11 185V186H10ZM23 186L22 188L25 190H23L22 188H21V186ZM25 185H27V186H25ZM46 185V186H45ZM64 185V186H63ZM71 185V186H70ZM98 185L100 186V187H98ZM259 185V186H258ZM17 186V187H16ZM29 186L31 187V192L32 193H30V191H29ZM41 186H42V188H41ZM60 186H61V188H60ZM67 188H66V187ZM76 186V187H75ZM79 186H81V188L79 187ZM104 186V188H101V187H103ZM105 186H108V187H105ZM110 186V187H109ZM4 187V188H3ZM16 187V188H15ZM20 187V188H19ZM34 189H33V188ZM46 188V190H45V188ZM63 187H64V192L61 190V189H63ZM79 187V188H78ZM249 187V188H248ZM253 187H255V189L253 188ZM26 188H28L27 190H26ZM38 188L39 189H41V190H38ZM107 188H109V189H107ZM247 188V190L245 191V189ZM260 188V189H259ZM3 189V190H2ZM5 189H9V190H6L5 191ZM53 189H55V190H53ZM56 189H58L57 191V193H59V194H57L56 192H55V194L53 195V193H54V191H56ZM76 189V190H75ZM79 189V190H78ZM111 189V190H110ZM222 189V190H221ZM250 189H254V190H252V191H250ZM259 189V190H258ZM19 190H21V191H19ZM35 190H37L38 192H33V191H35ZM43 190H45V191H43ZM77 192L76 194V196H75V192ZM81 190V191H80ZM108 190V191H107ZM214 190V191H213ZM11 191V192H10ZM41 191H42V193H41ZM60 191V192H59ZM66 191V192H65ZM166 191V192H165ZM216 191V192H215ZM219 191V192H218ZM8 192H10V193H8ZM28 192L30 193L29 195H31V194H33L32 195V197L33 198H35V199H33L31 196L29 197V195H27L28 194ZM67 192H69V193H67ZM70 192H71V194H70ZM72 192H74L73 194H72ZM110 192V193H109ZM169 194H168V193ZM245 192V193H244ZM37 193H39L40 195H38ZM62 193V194H61ZM114 195H113V194ZM163 193V194H162ZM168 195H166V194ZM259 193V194H258ZM20 194H22V195H20ZM47 194V195H46ZM56 194H57V196H56ZM70 194V195H69ZM102 194V195H101ZM104 194V195H103ZM105 194H107V195H105ZM118 194V195H117ZM165 194V195H164ZM244 194V195H243ZM263 194V195H262ZM63 195V196H62ZM65 195H66V199L65 198H63V199H61L62 197H65ZM68 195H69V197H68ZM98 195V198L96 197ZM112 195V196H111ZM121 195V196H120ZM126 197H125V196ZM246 195V196H245ZM256 195H258V196H256ZM260 195V196H259ZM14 196V197H13ZM35 196H37V197H35ZM45 196V197H44ZM48 196V197H47ZM52 196H53V198H52ZM74 196V197H73ZM77 196H79V198H81V199H77ZM104 197V200H103V198L102 197ZM116 196V197H115ZM68 197V198H67ZM84 197V198H83ZM118 197V198H117ZM120 197V198H119ZM249 197V198H248ZM26 198V199H25ZM42 198V199H41ZM46 198H48L49 200H47ZM71 198V199H70ZM72 198H74V200H72ZM94 198V199H93ZM100 198V199H99ZM244 198V199H243ZM9 199H10V202H9ZM25 199V200H24ZM29 199H31L30 201H29ZM37 199V200H36ZM44 199V200H43ZM52 201H51V200ZM70 199V200H69ZM75 199H77V200H75ZM86 199H88V200H86ZM95 199H96V201H95ZM101 199H102V202H101ZM120 199V200H119ZM170 199V200H169ZM28 200V201H27ZM34 200V201H33ZM39 200V201H38ZM43 200V201H42ZM45 200H46V202H45ZM69 200V201H68ZM71 200H72V202H75V203H72V204H70V202H71ZM93 200V201H92ZM99 200V201H98ZM169 200V201H168ZM247 200V201H246ZM8 201V202H7ZM25 201H27V202H25ZM32 201L34 202V203H32ZM38 201V202H37ZM54 201V202H53ZM77 201V202H76ZM89 201V202H88ZM94 201H95V203H94ZM242 201V202H241ZM28 202H29V204L31 203L32 204V206H30L29 204H28ZM39 202H41L42 204V206L40 205V203ZM45 202V203H44ZM55 202H56V204H55ZM66 202H68V203H66ZM80 202V203H79ZM118 202V203H117ZM167 202V203H166ZM191 202V203H190ZM7 203H9L8 204V206L6 205ZM11 203H13V204H11ZM22 203V204H21ZM27 204L28 205V207H27V205H25V204ZM46 203L48 204V205H46ZM53 203V204H52ZM58 203H59V205H58ZM64 203V204H63ZM66 203V204H65ZM100 205H99V204ZM192 203H193V205H192ZM0 204V205H1ZM23 204H24V206H23ZM37 204V205H36ZM38 204H39V206H38ZM45 204V205H44ZM55 204V205H54ZM61 204V205H60ZM68 204H70V205H68ZM168 204H170V206L168 205ZM21 205V206H20ZM36 205V206H35ZM54 205V206H53ZM102 205V206H101ZM174 205V206H173ZM5 206V207H4ZM13 206V207H12ZM50 206V207H49ZM63 206V207H62ZM75 206V207H74ZM77 206V207H76ZM101 207V210L98 208V207ZM120 206V207H119ZM155 207V209H153L152 207ZM1 207L3 208V211H2V209H1ZM18 207H20V209L18 208ZM26 207V208H25ZM37 207H38V209H43V208H45L46 210H37ZM56 207V208H55ZM74 207V208H73ZM151 207V208H150ZM167 207V209H165ZM9 210V211H7V209ZM16 208H17V210H16ZM26 210H25V209ZM49 208V209H48ZM59 208V209H58ZM60 208H61V210H60ZM62 208H64L63 210H66V208H67V210L65 211V213L63 212V210H62ZM75 208L77 209V210H75ZM98 208V209H97ZM192 208V209H191ZM24 209V210H23ZM35 209V210H34ZM56 209V210H55ZM37 210V211H36ZM79 210V211H78ZM101 211V212H99V211ZM153 210H155L154 212H151V211H153ZM20 211V212H19ZM22 211V212H21ZM31 211H33V212H31ZM56 211V214L54 215V212ZM103 211V212H102ZM7 212V213H6ZM68 212V213H69ZM41 213V214H40ZM46 213V214H45ZM48 213V214H47ZM94 213H95V215H94ZM99 213H102V214H99ZM103 213H105V215L103 214ZM4 214H8V217L7 218H5L4 219V222H3V218H4ZM97 214H99V215H97ZM151 214V215H150ZM11 215V216H10ZM20 215V216H19ZM28 215V216H27ZM38 215V216H37ZM39 215H40V217H39ZM190 215V216H191ZM95 216H96V218H95ZM10 217V218H9ZM36 217V218H35ZM101 217V218H100ZM14 218V219H13ZM37 218H38V220H37ZM7 219V220H6ZM34 219V220H33ZM96 219V220H95ZM100 219V220H99ZM105 219V220H104ZM116 219V220H115ZM2 220V221H1ZM12 220V221H11ZM31 222V223H30ZM90 222V223H89ZM96 222H98L97 224H96ZM141 222V223H140ZM143 222V223H142ZM187 222V221H186ZM73 223V224H72ZM81 223H83L84 224V227H83V224L81 225ZM88 223V224H87ZM93 223V224H92ZM95 223V224H94ZM107 223V224H106ZM13 224V225H12ZM24 224V225H23ZM77 226H76V225ZM79 224V225H78ZM90 224L92 225V226H90ZM113 224V225H112ZM139 224V225H138ZM39 225V227H37ZM72 225V226H71ZM75 227H74V226ZM87 225H88V227H87ZM81 226V227H80ZM94 226V227H93ZM148 226V227H147ZM184 225H182V227H183ZM37 227V228H36ZM72 227V228H71ZM76 227H80V229L79 228H76ZM167 227V228H166ZM181 227V228H182ZM85 229V230H83V229ZM88 228V229H87ZM23 229V230H22ZM38 229V230H37ZM74 229V230H73ZM84 231V233H83V231ZM93 229V230H92ZM8 230H9V228H8ZM37 230V231H36ZM65 230H66V228H65ZM68 230H66V231H68ZM86 230H88V231H86ZM91 230V231H90ZM148 230V231H147ZM180 230V229H179ZM178 230V231H179ZM149 231H151V232H149ZM28 232V233H29ZM80 232H82V233H80ZM89 232H91V234L89 233ZM9 233H11V232H9ZM70 233H71V236H70ZM160 233V234H159ZM83 234V235H82ZM85 234V235H84ZM88 234H90L89 236H91V237H89L88 236ZM94 234V235H93ZM98 234V235H97ZM103 234V235H102ZM106 234V235H105ZM152 234V235H151ZM155 236H154V235ZM157 234H159V235H161V237L160 236H158ZM213 234H212V236H213ZM80 235H82L81 236V238L79 237ZM31 236V237H30ZM73 236V237H72ZM85 236H87V237H85ZM151 236H153V238L151 237ZM158 236V237H157ZM84 237L85 238H87V239H84ZM30 239V238H32V239H35V240H31L32 242H33V244L31 243V241H28L27 239ZM83 238V239H82ZM137 238H138V240H137ZM150 238H152V239H150ZM212 238V237H211ZM23 239H24V241H23ZM80 239H82V240H80ZM155 239V240H154ZM78 240V241H77ZM85 240V241H84ZM91 241V242H90ZM22 242V243H21ZM64 242V243H63ZM73 242V243H72ZM77 242H79V243H77ZM157 242V243H156ZM210 242V241H209ZM7 243H10V244H7ZM12 243V244H11ZM68 243H70L69 244V247H68ZM27 244V245H26ZM32 244V247L30 248L29 246ZM88 244H90L89 246H88ZM137 244V245H136ZM156 244V245H155ZM63 245V246H62ZM64 245H66V247L64 246ZM78 245V246H77ZM163 245V246H162ZM17 246V247H16ZM19 246V247H18ZM24 246V247H23ZM62 246V247H61ZM83 246V247H82ZM159 246V247H158ZM26 247V248H25ZM68 247V248H67ZM169 247V248H168ZM27 248H30V249H34V250H32V251H34L33 253H31L30 251H28L27 252ZM67 248V249H66ZM72 248V249H71ZM86 248V249H85ZM134 248H135V250H134ZM25 249V250H24ZM39 249V248H38ZM64 249V250H63ZM65 249H66V252H65ZM74 249H76V251L74 250ZM84 249H85V251H84ZM29 250V249H28ZM72 250H74V251H72ZM47 251H49L48 253H50V251H51V249L50 250H47ZM47 251H46V253H47ZM62 251H64V252H62ZM16 252V254L15 255H19L20 254V251L17 253ZM23 252V253H24ZM74 254H76V255H74ZM86 252V253H85ZM63 253V254H62ZM68 253V254H67ZM71 253V254H70ZM0 254H2V250L0 249ZM6 254H8V253H6ZM26 254V255H27ZM66 254V255H65ZM120 254V256H118ZM126 254V255H125ZM9 255V254H8ZM14 255V258H12V257H7V259H5L6 257H4V259L3 258H1L0 257V260H17V257ZM64 255H65V257H64ZM73 255V258L71 257ZM92 255V256H91ZM158 255V256H157ZM1 256V255H0ZM27 256H29V255H27ZM34 256V255H33ZM32 256V257H33ZM157 256V257H156ZM161 256V257H160ZM36 257V256H35ZM35 257L33 258V260H39V259H35ZM112 257V258H111ZM128 257V258H127ZM44 258V256H42L41 258H40V260L41 261H39V262H42V259ZM163 258V259H162ZM209 258H211V259H209ZM58 259V258H57ZM125 259V260H124ZM162 259V260H161ZM208 259V260H207ZM29 260H31V258H29ZM76 260V261H75ZM81 260L82 261H84V263L83 262H81ZM132 260V261H131ZM190 262H189V261ZM86 261V262H85ZM211 261H213V262H211ZM156 262V263H155ZM208 262H210V263H208Z\"/></svg>",
	"mask_w": 264,
	"mask_h": 264
},
{
	"label": "bare ground",
	"instance_id": "6f19581e",
	"mask_svg": "<svg viewBox=\"0 0 264 264\" xmlns=\"http://www.w3.org/2000/svg\"><path fill=\"white\" fill-rule=\"evenodd\" d=\"M8 4H4L5 6H1L0 7V23H1V25H3L7 30H9V32H10V37L12 36V37H17V38H19V39H21L22 40V38H24V42H25V46L26 47H23V49H25L26 51H28V52H30V50H28V48L29 49H32L33 51V53L35 54L36 53V51L38 52V54H40L41 55V57H43V58H47L46 57V55L48 54V53H50L51 54V56H52V54H55V55H59V56H61V58H62V60L64 59V60H67V59H70V58H73V56L74 57H76V61H74V64H75V62H77V68L78 67H82V72H80V71H78V74H80L81 73V79L83 80V82H82V80L81 79H79V80H81V81H79L78 83H81V84H83V85H85L86 86V88H87V90L86 91H88V93L89 92H93V93H95V94H93L92 93V98H93V95H94V98H95V101H94V99H92L94 102H92V101H87L85 98L88 96V99H89V95L87 94V92H83L84 93V96H80V95H78V94H80L81 93V90H80V93H78L76 96H75V98H73L72 97V95L71 94H69L68 92H66V94L68 95L69 94V96L67 97V95L65 96V98H68V101L67 102H63L64 100H65V98H64V100L62 101V97H63V93H64V91L62 92L61 90H59L58 92H56V94H54L55 96H56V100L55 99H53L51 96H50V94L48 93L47 94V92L45 91V90H38V92H37V96H36V100H34V101H37L36 103V105H35V108L33 109V110H31V115H30V117H31V120H32V123H33V126H32V124L30 125L31 127H30V130L28 131V133L25 135V136H27L28 134H29V132H30V134H29V136L31 137V141H32V137L34 136V139H33V141H32V143L34 142L36 145H37V147H38V150L37 151H39L40 150V148L42 149L43 147H46V149H48V150H46V151H48L47 152V154H45L46 153V151H43V152H39V153H41V155H45V156H47L46 158V160H48V162H50V164L52 163L51 161H54V160H59V158H61V159H63L62 157H60V155H59V153L60 152H63V151H60V150H62V148H64V147H66V145H68V144H66V141H67V136L66 135H63V133H62V130H63V122H64V119L67 117V115H69V114H71V113H77V112H81V111H88L90 108H91V106H92V104L93 105H95L96 106V108L95 109H97L98 110V112L97 113H99V112H103L102 113V116H103V114L104 113H106L107 111H109V109L107 110V104H108V102H113V103H115L116 102V100H115V102L112 100V99H110V96L112 95V91H111V95L109 94L110 93V91H109V93H108V91L106 90V92L110 95V96H108L107 94V96H105L102 92H100L101 91V89H103L105 86H106V84H105V82L106 81H108V80H111L112 78H111V75H112V71H113V68L115 67L114 65H115V61L117 62V60H116V56H117V52H118V50H117V48H116V44L113 42V37H112V35H111V31L110 30H107V29H104V28H106L107 26H108V24H107V26H104V23H100V24H102V29L96 34V31H95V29H93L92 27H85L84 29H80V27L78 26V25H72L73 27H74V29H69V28H67V29H55V28H51V27H47V25H46V23L44 24V22L46 21H44L43 23H41L40 22V20L38 19V14H37V12L36 11H26V14L28 15L27 17H23L22 15H20L19 13V15H15V13L13 12V14H11V13H8V9L10 8V4L12 3L11 2V0L10 1H8L7 2ZM161 3V4H160ZM158 5H157V7H156V5H154V6H149L150 5V3H148V5H147V7L145 8L147 11H146V13H148V15H154L153 14V12L154 11H156V10H158V9H160L161 7H163V9H165V5L164 4H162V2H160ZM144 4H145V1H144ZM140 5V4H139ZM141 6V5H140ZM132 7V6H131ZM130 7V8H131ZM143 7V6H142ZM148 8V9H147ZM150 8V9H149ZM140 9H141V7H140ZM138 10V11H140V13L142 14L143 13V11L142 10ZM10 10V9H9ZM24 11V10H23ZM160 11V10H159ZM21 12H22V10H21ZM25 12V11H24ZM144 12H145V10H144ZM157 12V11H156ZM112 13V12H111ZM161 13H163V12H161ZM17 14V13H16ZM40 15V14H39ZM156 15V14H155ZM158 15H161V14H159V12H158ZM25 16V15H24ZM118 16V15H117ZM163 15H161V17H162ZM156 17V16H155ZM164 18H162L163 20H162V23H163V25H162V28H164L165 27V29L167 30V32L165 33V36L163 37L162 35H161V33L162 32H160V30H159V33H160V35L163 37V38H161V39H154L155 40V44H154V46L152 45V47H151V45H149L148 43H147V55L150 57V60L152 59L153 60V62H156V63H161L162 64V62L164 61L165 62V57H166V52L169 50L168 48V43H170V42H172V41H170V42H168L169 41V39H171V38H173V36L172 35H174V33L172 32L173 31V29H172V27H167L166 25H165V22H167V21H169V19L167 18L168 16H166V15H164L163 16ZM142 18H144V16H143V14H142ZM148 18V17H147ZM157 18H159V16L157 17ZM166 19H168V20H166ZM155 21H156V18L154 19ZM159 20V19H158ZM157 20V22H159ZM161 20V19H160ZM55 21V20H54ZM153 21V20H152ZM122 22V21H121ZM144 22V21H143ZM150 22H151V20H150ZM150 22H149V26H150ZM154 22V21H153ZM156 22V23H157ZM67 23V22H66ZM69 23V22H68ZM169 23H171V21L169 22ZM61 24V23H60ZM157 24H160V23H157ZM157 24H155V25H157ZM168 24V23H167ZM183 24V23H182ZM143 25V24H142ZM161 25V24H160ZM170 25V24H169ZM59 26V25H58ZM71 26V27H72ZM111 27V29H113V28H117L118 27V29L119 28H124L123 27V25L122 24H120V22H116V23H114V24H112V25H110ZM140 26V25H139ZM146 26V25H145ZM144 26V27H145ZM158 26V25H157ZM156 26V27H157ZM184 26V25H183ZM182 26V27H183ZM65 27H67V25L65 26ZM68 27H69V25H68ZM147 27V26H146ZM153 27V26H152ZM185 28H186V26H184ZM1 28V27H0ZM1 29L2 31H4V32H6L7 30L6 29ZM58 28H61V26H59ZM63 28V27H62ZM107 28H109V27H107ZM135 28H136V26H135ZM150 28V27H149ZM154 28V30H156L157 28H155V27H153ZM152 28V29H153ZM159 28H160V26H159ZM178 28V27H177ZM180 28H181V26H180ZM98 29H99V27H98ZM132 29V28H131ZM138 29L139 30H142L143 29V27H138ZM144 29H147V28H144ZM143 29V30H144ZM161 29V28H160ZM154 30H152L153 32H154ZM163 30V29H162ZM166 30H163V31H166ZM175 30V29H174ZM179 30V29H178ZM177 30V31H178ZM184 30V29H183ZM1 31V32H2ZM136 31V30H135ZM146 31H148V30H146ZM157 31V30H156ZM155 31V32H156ZM176 31V32H177ZM180 31H182V30H180ZM178 32L179 34L181 33V32ZM0 32V33H1ZM8 32V31H7ZM7 32H6V34H7ZM143 32V31H142ZM175 32V33H176ZM146 32H144V34H145ZM185 33V32H184ZM183 33V34H184ZM187 33V32H186ZM192 33V32H191ZM140 34V33H139ZM143 34V33H142ZM130 35H132V34H130ZM134 35V34H133ZM154 35V34H153ZM153 35L151 36V34H149V33H147V37H139V38H141V40H151V39H153L152 37H153ZM159 35V36H160ZM164 35V34H163ZM144 36V35H143ZM159 36H156V37H159ZM175 36V35H174ZM187 36H189V35H187ZM11 37V38H12ZM186 37V36H185ZM17 38H15V39H17ZM174 38H176V37H174ZM181 38H182V35H181ZM181 38H179V39H181ZM14 39V40H15ZM121 39V38H120ZM178 39V38H177ZM183 39V38H182ZM140 40V39H139ZM188 40V39H187ZM191 40V39H190ZM19 41V40H18ZM185 42H186V40H184ZM255 41V40H254ZM140 42V41H139ZM143 42V41H142ZM142 42H140V43H142ZM146 42V41H145ZM145 42H144V44H145ZM147 42H149V41H147ZM154 42V41H153ZM183 42V41H182ZM188 43H190L189 41H187ZM11 43H13V41L12 42H10V39H8V38H6L5 36H2V33H1V35H0V64H1V62H2V64L4 65V63H3V61H5L6 60V55L8 56V53L6 52V51H8L9 50V48L8 47H10V44ZM16 43H18L17 42V40H16ZM20 43V42H19ZM18 43V44H19ZM22 43V42H21ZM139 43V44H140ZM151 43V42H150ZM180 43V42H179ZM194 43V42H193ZM248 43V42H247ZM257 43H258V41H257ZM256 43V44H257ZM15 44V42L13 43V45ZM152 44V43H151ZM171 45H172V43H170ZM182 44V43H181ZM184 44V43H183ZM186 44L187 43H185L183 46H186ZM255 45V43H253V41H251V42H249L248 44H245L244 45V47H243V45L241 46L242 48H240V49H238V50H241V52L243 51V53L246 51V50H248L252 45ZM12 45V46H13ZM17 45V44H16ZM20 45V44H19ZM130 45V44H129ZM136 45V44H135ZM137 45H138V43H137ZM178 44H176V46H177ZM189 45V44H188ZM188 45H187V47H188ZM205 45V44H204ZM258 45V44H257ZM12 46H11V48H12ZM170 46V45H169ZM175 46V47H176ZM179 46H181V45H179ZM182 46V47H183ZM15 47V46H14ZM136 47V46H135ZM134 47V48H135ZM144 47V46H143ZM171 48H173L172 46H170ZM174 47V48H175ZM190 47V46H189ZM258 47V46H257ZM17 48V47H16ZM20 48V47H19ZM178 48H180L181 49V47H177L176 48V50H178ZM206 48V47H205ZM221 48V47H220ZM14 49V48H13ZM22 49V50H23ZM122 49V48H121ZM145 49V50H146ZM182 49H184V48H182ZM217 49V48H216ZM12 50V49H11ZM20 50H21V48H20ZM36 50V51H35ZM130 50H131V48H130ZM134 50V49H133ZM176 50H174V53L176 54L177 52H175ZM186 50V49H185ZM205 49H204V47L203 46H201V47H197V46H193L192 45V47L190 48V51L189 52H192V54L194 55V57H195V62L194 63H192V64H190V63H186V62H181L180 64H178V65H180V66H177V67H179V73H180V80L178 81V83L181 85V87H185L186 89H198L199 87L198 86H200V84H201V81L203 80L204 82V85L202 86V89H203V91L206 93L207 92V94H208V92H212V91H214V90H216V89H218V88H216V87H218V85L221 87L222 86V83H224V80H223V82L220 84V82L222 81V79L223 78H225V77H222V75L223 74H221V75H218V76H216V74L213 76L214 78L211 80L212 82H210L209 83V81H210V77H211V70H210V61L211 60H213L214 58H216V57H214V56H216V55H213V56H211V58H210V60H209V63H208V60H206V58H204L205 57V55H206V52L204 51ZM250 50V49H249ZM14 51V50H13ZM18 51V50H17ZM142 51V50H141ZM173 51V50H172ZM179 51V50H178ZM15 52V51H14ZM19 52V51H18ZM23 52V51H22ZM25 52V51H24ZM23 52V53H24ZM120 52V51H119ZM118 52V53H119ZM124 52V51H123ZM143 52V51H142ZM171 52V51H170ZM205 53V55H204V57L202 56V53ZM248 52V51H247ZM7 53V54H6ZM22 53V54H23ZM27 53V52H26ZM31 53V52H30ZM29 53V54H30ZM121 53V52H120ZM130 53V52H129ZM135 53V52H134ZM144 53V52H143ZM14 54H16V52L14 53ZM20 54V53H19ZM22 54H20V55H22ZM25 54V53H24ZM32 54V53H31ZM191 54V53H190ZM11 55V54H10ZM10 55H9V57H10ZM18 56V57H20V59H22L21 58V56ZM25 55H27V54H25ZM39 55V56H40ZM55 55H54V57H55ZM121 55H123V53L122 54H120V55H118V57L119 56H121ZM132 55H134V54H132ZM138 55V54H137ZM141 55V54H140ZM187 55V54H186ZM240 53H239V56L238 57H240ZM12 56V58L14 59V57H13V55H11ZM15 56V55H14ZM32 56V55H31ZM30 56V57H31ZM34 56V55H33ZM49 56V55H48ZM135 56V55H134ZM142 56V55H141ZM169 56V55H168ZM167 56V57H168ZM177 56V55H176ZM176 56H173V57H175V58H177ZM180 55H178V57H179ZM8 57V58H9ZM117 57V58H118ZM132 57V56H131ZM147 57V56H146ZM214 57V58H213ZM33 58V57H32ZM31 58V59H32ZM38 57H35L34 59H37ZM56 58H58V59H60L58 56L56 57ZM33 59V60H34ZM42 59V58H41ZM40 59V60H41ZM48 59V58H47ZM129 59V58H128ZM132 59V58H131ZM167 59V58H166ZM30 60V59H29ZM38 60V59H37ZM63 60V61H64ZM127 60V59H126ZM139 60V59H138ZM141 60V59H140ZM139 60V61H140ZM215 60V59H214ZM7 61V60H6ZM16 61V60H15ZM22 61V60H21ZM41 61H43V60H41ZM119 61V60H118ZM129 61V60H128ZM128 61H127V63H128ZM176 61V60H175ZM216 61V60H215ZM261 61V60H260ZM9 62V61H8ZM35 62H36V60H35ZM44 62H45V60H44ZM44 62H42V63H44ZM120 62H122V61H120ZM132 62V61H131ZM138 62V61H137ZM146 62V61H145ZM163 62V63H164ZM167 62H168V60H167ZM264 62V61H263ZM11 63V62H10ZM34 63V62H33ZM41 63V64H42ZM50 62H48V64H49ZM62 63H64V62H62ZM72 63V62H71ZM125 63V62H124ZM146 63H148V62H146ZM168 63H170V62H168ZM174 63V62H173ZM211 63H212V61H211ZM214 63V62H213ZM6 64H8L9 65V63H6ZM23 64V63H22ZM31 64H32V62H31ZM31 64H30V66H31ZM40 64V63H39ZM117 64V63H116ZM139 64V63H138ZM154 63H152V65H153ZM11 66H12V63L10 64ZM33 65H35V63L34 64H32V67H33ZM37 65H38V63H37ZM72 65V64H71ZM129 65V64H128ZM127 65V66H128ZM131 65V64H130ZM129 65V66H130ZM132 65H134V64H132ZM137 65V64H136ZM135 65V66H136ZM158 65V64H157ZM166 65V64H165ZM216 65V64H215ZM29 66V67H30ZM42 66V65H41ZM125 66V65H124ZM139 65H137L136 67H138ZM160 66V65H159ZM162 66V65H161ZM219 66V65H218ZM222 66V65H221ZM229 66V65H228ZM0 67H2V66H0ZM8 67H10V66H8ZM20 67V69H21V66H19ZM18 67V68H19ZM23 67V66H22ZM26 67V66H25ZM35 67H36V65H35ZM40 67V66H39ZM45 67V66H44ZM51 67H52V69H53V71H54V73H53V75L56 73L57 75H55L56 77H55V80H54V78L53 79H51L50 78V80L52 81V80H54V81H57V87H60L61 88V85L64 83L63 82V77L61 76V75H63V76H65L66 75V71L64 72V70L61 68V64H60V61H52L51 62ZM132 67V66H131ZM143 66L141 65V68H142ZM152 67V66H151ZM154 67L156 68V64L154 65ZM230 67V66H229ZM7 68V67H6ZM17 68V69H18ZM27 68V67H26ZM34 68V67H33ZM43 68V67H42ZM63 68H65V67H63ZM66 68H67V66H66ZM119 68V67H118ZM120 68H121V66H120ZM135 68V67H134ZM145 68V67H144ZM154 68V69H155ZM174 68V67H173ZM214 68V67H213ZM216 68V67H215ZM13 69V68H12ZM30 69V68H29ZM29 69H28V73H29ZM35 69V68H34ZM34 69H31V70H34ZM37 69V68H36ZM49 69V68H48ZM72 69V68H71ZM115 69V68H114ZM126 69V68H125ZM143 69V68H142ZM227 69H229V68H227ZM232 69V68H231ZM7 70H9L8 68H7ZM16 71V69H13V71ZM25 70V69H24ZM38 70V69H37ZM39 70H41V69H39ZM43 70H45L44 68H43ZM78 70V69H77ZM76 70V71H77ZM81 70V69H80ZM118 70H120V69H118ZM137 70V69H136ZM151 70H153V69H151ZM13 72V74H11V75H7V76H11V77H14V74H17V73H19V75H20V77L22 76V77H24L25 76V74H23V73H21V71H19L18 70V72ZM35 71V70H34ZM46 71H48V70H46ZM52 71V70H51ZM124 71V70H123ZM122 71V72H123ZM139 71H141V70H139ZM139 71H137V72H139ZM224 71V70H223ZM43 72V71H42ZM80 72V73H79ZM144 72V71H143ZM158 72H159V70H158ZM165 72H166V70H165ZM220 71L218 70V69H215L214 70V73H219ZM255 72H257V71H255ZM5 73V72H4ZM4 73H3V75H4ZM11 73H12V70H11ZM27 73V74H28ZM30 73H31V71H30ZM34 73H36V72H34ZM40 73V72H39ZM70 73V72H69ZM77 73V72H76ZM115 73H117V72H115ZM222 73H224V72H222ZM118 74H119V72H118ZM122 74V73H121ZM123 74H124V72H123ZM142 74V73H141ZM162 74H164V73H162ZM230 74H232V73H230ZM234 74V73H233ZM18 75V74H17ZM36 75H38V72H37V74ZM42 75V74H41ZM47 75V74H46ZM50 75H51V73H50ZM68 75V74H67ZM71 75V74H70ZM113 75H115V74H113ZM112 75V76H113ZM129 75H130V73H129ZM133 75V74H132ZM131 75V76H132ZM140 75V74H139ZM160 75H161V73H160ZM165 75V74H164ZM260 75V74H259ZM28 76H29V74H28ZM27 76V77H28ZM31 76H33L32 74H31ZM48 76V75H47ZM52 76V75H51ZM50 76V77H51ZM78 76V77H79ZM122 76V75H121ZM138 76V75H137ZM166 76V75H165ZM167 76H168V74H167ZM258 76V75H257ZM256 76V77H257ZM36 77V76H35ZM39 77V76H38ZM67 77V76H66ZM65 77V78H66ZM115 77H116V75H115ZM115 77H114V79H115ZM227 77V76H226ZM229 77H230V75H229ZM228 77V78H229ZM255 77V78H256ZM3 78V77H2ZM10 78V77H9ZM8 78V79H9ZM26 78V77H25ZM31 78V77H30ZM44 78V77H43ZM45 78H47V77H45ZM44 78V79H45ZM69 81L70 80H72L73 78H74V76H73V78L71 77V76H69ZM111 78V79H110ZM164 78H166V77H164ZM168 78H169V76H168ZM16 79V78H15ZM37 80H38V78H36ZM35 79V80H36ZM39 79H40V77H39ZM42 79V78H41ZM49 79V78H48ZM76 79V78H75ZM113 79V80H114ZM134 79V78H133ZM226 80H227V78H225ZM6 80V79H5ZM4 80V81H5ZM12 81H13V79H11ZM27 80H29V79H27ZM26 80V81H27ZM32 80H33V78H32ZM32 80H30L29 81V85L27 86L28 88L29 87H31L33 84V82H32ZM68 80V79H67ZM67 80H66V82H67ZM128 80V79H127ZM126 80V81H127ZM162 80V79H161ZM167 80V79H166ZM175 80H176V78H175ZM3 81V82H4ZM9 81V80H8ZM7 81V82H8ZM43 81V80H42ZM45 81V80H44ZM54 81H52L51 83H53ZM78 81V80H77ZM159 81V80H158ZM170 81V80H169ZM234 81V80H233ZM2 82V84H5V83H3ZM10 82L11 81H9L8 83L10 84ZM21 82V80L19 81V83ZM25 82V81H24ZM23 82V83H24ZM37 82V81H36ZM35 82V83H36ZM75 82V81H74ZM113 82H115V80L113 81ZM121 82V81H120ZM138 82V81H137ZM165 83H166V81H164ZM214 82V83H213ZM236 82V81H235ZM41 83V82H40ZM43 83V82H42ZM41 83V84H42ZM45 83V82H44ZM50 82H49V84H51ZM56 83V82H55ZM68 83V82H67ZM66 83V84H67ZM73 82H71L70 81V85L72 84ZM77 83V82H76ZM75 83V84H76ZM107 83V82H106ZM109 83H111V82H109ZM142 83V82H141ZM162 83H163V80H162ZM228 83V82H227ZM227 83H224L225 85H227ZM8 84V85H9ZM49 84H47V85H49ZM74 84V85H75ZM170 84V83H169ZM175 84V83H174ZM173 84V85H174ZM6 85V84H5ZM13 85V84H12ZM11 85V86H12ZM18 85V84H17ZM68 85V84H67ZM78 85H80V84H78ZM77 85V86H78ZM111 85V84H110ZM112 85L114 86V83H112ZM152 85V84H151ZM150 85V86H151ZM154 85V84H153ZM176 85V84H175ZM1 86V85H0ZM7 86V85H6ZM6 86H4V87H6ZM10 86V85H9ZM16 86V85H15ZM19 86V85H18ZM35 86V85H34ZM43 86V85H42ZM52 86H54V83L52 84ZM63 86V85H62ZM76 86V87H77ZM108 86H109V84H108ZM161 86V85H160ZM171 86V85H170ZM177 86V85H176ZM175 86V87H176ZM179 86V85H178ZM232 86V85H231ZM3 87V86H2ZM2 87H0V88H2ZM24 87V86H23ZM23 87H22V89H23ZM40 87V86H39ZM45 87V86H44ZM48 87H50V85L49 86H47V88ZM65 87H67V86H65ZM75 86H73V88H74ZM80 87H81V85L78 87L79 89H80ZM120 87V86H119ZM126 87V86H125ZM137 87V86H136ZM157 87H158V85H157ZM163 87V86H162ZM222 87H224V85L222 86ZM233 87H235V86H233ZM237 88H238V86H236ZM263 87V86H262ZM261 87V88H262ZM9 88H12V87H9ZM8 88V89H9ZM27 88V89H28ZM37 88V87H36ZM46 88V87H45ZM52 88L54 89V88H56V87H51V89H49L50 91L52 90ZM77 88V89H78ZM85 88V89H86ZM107 88V87H106ZM118 88V87H117ZM121 88V87H120ZM146 88V87H145ZM147 88H148V86H147ZM156 88V87H155ZM164 88V87H163ZM163 88H161V89H163ZM227 88H230L229 90H231L232 89V87H226L225 89L227 90ZM260 88V89H261ZM7 89V88H6ZM5 89V90H6ZM8 89L6 90L7 92H8ZM26 89V90H27ZM39 89V88H38ZM68 89H70V88H68ZM67 89V90H68ZM84 89V88H83ZM108 89V88H107ZM110 89H113V88H110ZM124 89V88H123ZM126 89V88H125ZM129 89V88H128ZM158 89V88H157ZM168 89V88H167ZM170 89V88H169ZM179 89V88H178ZM182 89V88H181ZM201 89V90H202ZM240 89V88H239ZM260 89H258V90H260ZM1 90V89H0ZM13 90V89H12ZM48 90V91H49ZM65 90H66V88H65ZM72 90V89H71ZM74 90H76V89H74ZM114 90V89H113ZM131 90V89H130ZM160 90V89H159ZM171 90H173L172 89V86H171ZM169 91V92H173L174 90H175V88H174V90L173 91ZM2 91V90H1ZM9 91H11V90H9ZM16 91V90H15ZM55 91L56 90H54V93H55ZM83 91V90H82ZM157 91V90H156ZM168 91V90H167ZM181 91H183V90H181ZM195 91V90H194ZM201 92L200 91V94H199V92H194V94L195 95H197V96H199V97H201V93H204V92ZM219 91H221V90H219ZM232 92H234V93H239V92H235V91H233V90H231ZM237 91V90H236ZM243 91V90H242ZM245 91V90H244ZM243 91V92H244ZM252 91V90H251ZM4 92V91H3ZM7 92H4L5 94L7 93ZM26 92V91H25ZM35 92V91H34ZM35 92V93H36ZM71 92V91H70ZM76 92H78V91H75L74 93H72V94H75ZM118 92H119V89H118ZM125 92V91H124ZM187 92H188V90H187ZM210 92V93H211ZM225 91L223 90L222 91V93H224ZM230 92V91H229ZM258 92H260V91H257V93ZM264 92V91H263ZM2 93V92H1ZM3 93V94H4ZM19 93V92H18ZM119 93H121V92H119ZM118 93V94H119ZM127 93H130V92H127ZM144 93H146V92H144ZM174 93V92H173ZM193 93V92H192ZM210 93H209V95H210ZM215 93V91L211 94V95H213ZM218 93V92H217ZM216 93V94H217ZM219 93H221V92H219ZM228 93V92H227ZM226 93V94H227ZM2 94V95H3ZM25 93L23 92L22 93V95H24ZM52 94H53V92H52ZM139 94H141L140 92H139ZM138 94V95H139ZM193 94V95H194ZM230 94V93H229ZM250 94V93H249ZM2 95H0V96H2ZM10 95H12V92H11V94ZM87 95V96H86ZM121 95V94H120ZM124 95V94H123ZM144 95V94H143ZM164 95V94H163ZM170 95V94H169ZM173 95V94H172ZM171 95V96H172ZM194 95V96H195ZM210 95V96H211ZM215 95V94H214ZM236 96H238L237 94H235ZM234 95V96H235ZM260 95H262V94H260ZM3 96H6V95H3ZM1 97V98H4V97ZM9 96V95H8ZM157 96V95H156ZM208 96V95H207ZM207 96H206V98H205V100L206 99H208L207 98ZM219 96H220V94H219ZM247 96H250V95H247ZM21 97V96H20ZM27 97V96H26ZM139 97V96H138ZM169 97V96H168ZM173 97V96H172ZM186 97V96H185ZM188 97V96H187ZM192 97V96H191ZM199 97H198V99H199ZM209 97V96H208ZM225 97H227V96H225ZM245 97H246V95H245ZM259 97V96H258ZM10 98V97H9ZM19 98V97H18ZM29 98V97H28ZM55 98V97H54ZM115 98V97H114ZM119 98V97H118ZM120 98H123V97H121L120 96ZM141 98V97H140ZM144 98H145V96H144ZM152 98H154L155 99V97H152ZM171 98V97H170ZM202 98V97H201ZM210 98H213V96L212 97H209V101L208 102H211L210 100ZM214 98H216V96L214 97ZM224 98V97H223ZM240 98V97H239ZM6 99V98H5ZM27 99V98H26ZM125 99V98H124ZM149 99V101H150V98H148ZM184 99V98H183ZM186 99V98H185ZM195 99V98H194ZM219 99V98H218ZM236 99V97L234 98V97H231L229 100L228 99H225L226 101V104H228V106L229 107H231L230 108V112H228V113H230L229 114V117H226L225 119L224 118H221V119H223L222 121H220V123H219V126H217V127H221V130L218 132V131H215V134H216V132L218 133V135H216L215 136V134L214 135H212V139H215V140H221V138L223 137V138H225L226 139V137H224L225 135H221V134H223L224 133V129H231L232 130V128H236V127H238V122H237V120L239 121V115L243 112V109H242V105L243 104H241V103H238L237 101H238V99L237 100H235ZM6 100H8V99H6ZM112 100V101H111ZM120 100V99H119ZM131 101H132V99H130ZM138 100V99H137ZM188 100V99H187ZM213 100V99H212ZM221 100V99H220ZM254 100V99H253ZM3 102H4V100H2ZM15 101V100H14ZM23 101V100H22ZM30 101V100H29ZM29 101H27L26 100V102H29ZM56 102V101H58L59 103H61V104H57V105H60V107L58 108H56V110H55V108L53 109L54 111H51L52 109H51V107H54L55 106V104H54V106L52 105L53 104V102ZM124 101V100H123ZM128 101V100H127ZM198 101H200V100H198ZM202 101V100H201ZM200 101V102H201ZM244 105H245V103H247V97H246V99H244ZM259 101V100H258ZM1 102V101H0ZM120 102H122V101H120ZM126 102V101H125ZM129 102V101H128ZM177 102V101H176ZM187 102V101H186ZM189 102V101H188ZM192 102H193V100H192ZM191 102V103H192ZM216 102V101H215ZM219 102V101H218ZM249 102V101H248ZM22 103V102H21ZM25 103V102H24ZM30 103V102H29ZM62 103H67L66 105L64 104V105H62ZM117 103V102H116ZM133 103H135L134 102V100H133ZM137 103V102H136ZM135 103V104H136ZM184 103V102H183ZM214 103V102H213ZM212 103V104H213ZM217 103V102H216ZM261 103V102H260ZM7 104V103H6ZM13 104V103H12ZM16 104V103H15ZM23 104V103H22ZM35 104V103H34ZM69 104V105H68ZM118 104H120V103H118ZM121 104H125V103H121ZM128 104V103H127ZM131 104V103H130ZM129 104V105H130ZM200 105L202 104V103H199ZM225 104V105H226ZM252 104V106L250 107V108H248V115L250 116V118H249V120L251 119V117H253V116H255V111H257V110H259V106H258V103H256V102H253V103H251ZM262 104V103H261ZM4 105V104H3ZM26 105H27V103L26 104H24V106L26 107ZM33 105V104H32ZM129 105H127V107L129 106ZM207 105V104H206ZM208 105L210 106V104L208 103ZM214 105V104H213ZM260 105V104H259ZM6 106V105H5ZM4 106V107H5ZM112 106V105H111ZM124 106V105H123ZM140 106V105H139ZM197 106L198 105H194V108H196L197 110H198V108H200L199 106H198V108H197ZM219 106H221V105H218V107ZM11 107V106H10ZM29 107V106H28ZM127 107H125V108H127ZM202 107V106H201ZM224 107H227V106H224ZM263 107V106H262ZM2 108V107H1ZM5 108H7V106L5 107ZM14 108V107H13ZM21 108H23V107H21ZM113 108V107H112ZM112 108H110V109H112ZM125 108H123V109H125ZM130 108V107H129ZM129 108H127V109H129ZM133 108V107H132ZM193 108V109H194ZM211 108V107H210ZM3 109V108H2ZM12 109V108H11ZM10 109V110H11ZM19 109V108H18ZM17 108H16V110H18ZM28 109V108H27ZM27 109H25V113H26V110ZM31 109V108H30ZM92 109V108H91ZM122 109V108H121ZM126 109V110H127ZM225 109V108H224ZM224 109H223V111H224ZM229 109V108H228ZM1 110V109H0ZM9 110V111H10ZM114 110V111H113ZM117 110H118V108H117ZM116 110V114L118 113V111ZM130 110V109H129ZM195 110V109H194ZM196 110V112H198ZM201 110H202V108H201ZM215 110V109H214ZM222 110V109H221ZM263 110V109H262ZM261 110V111H262ZM3 111H6V110H3ZM21 110H19V112H20ZM23 111H24V108H23ZM30 111V110H29ZM112 111L115 113V109H112ZM112 111H109V113H111ZM122 111V110H121ZM134 111V110H133ZM163 111V110H162ZM203 111V110H202ZM213 111V110H212ZM218 111V110H217ZM226 111V110H225ZM17 112V111H16ZM96 112V111H95ZM95 112H93V113H95ZM120 112V111H119ZM123 112V111H122ZM130 112H132V111H130ZM214 112L216 113V111H213V114H214ZM227 112V111H226ZM259 112V111H258ZM1 113V112H0ZM11 113H12V111H11ZM24 113V114H25ZM29 113V112H28ZM29 113V114H30ZM90 113V112H89ZM88 113V114H89ZM109 113H107V114H109ZM121 113V112H120ZM119 113V114H120ZM133 113V112H132ZM134 113H137L136 112V110L134 111ZM143 113V112H142ZM207 113V112H206ZM244 113V112H243ZM247 113V112H246ZM14 114V113H13ZM19 114V113H18ZM29 114H27V115H29ZM106 114V116H104V117H107L108 115ZM118 114V115H119ZM138 114V113H137ZM165 114V113H164ZM217 114V113H216ZM215 114V115H216ZM221 114H222V111H221ZM225 114H227V113H225ZM254 114V115H253ZM258 114V113H257ZM3 115H4V112H3ZM58 115V116H57ZM74 115V114H73ZM82 115V114H81ZM86 115V114H85ZM95 115H97V114H95ZM117 115V116H118ZM121 115V114H120ZM136 115V114H135ZM142 114H140V116H141ZM195 115V114H194ZM194 115H193V117H194ZM206 115V114H205ZM211 115H212V113H211ZM219 115V114H218ZM252 115V116H251ZM259 115H261V113L259 114ZM2 116V115H1ZM8 116V115H7ZM16 116V115H15ZM75 116H77V115H75ZM75 116H74V118H75ZM80 116V115H79ZM99 115H97V117H98ZM101 116V115H100ZM143 116V115H142ZM208 116V115H207ZM228 116V115H227ZM245 116V115H244ZM257 116V115H256ZM264 116V115H263ZM11 118H12V115L10 116ZM26 118H27V116H25ZM29 117V118H30ZM81 117V116H80ZM84 117H86V116H84ZM83 117V118H84ZM103 117V118H104ZM110 117H111V115H110ZM109 117V118H110ZM120 117V116H119ZM158 117V116H157ZM192 117V118H193ZM199 117H202V115L200 116L199 115ZM198 117V118H199ZM211 117H213V115L211 116ZM221 117V116H220ZM219 117V118H220ZM225 117V116H224ZM247 117V116H246ZM261 117V116H260ZM259 116L257 117L258 119L260 118ZM5 118V117H4ZM10 118V119H11ZM19 119H22L21 118V115L18 117ZM52 118H59L58 120V122H56L57 121V119H56V124H54V122H53V128H54V131H53V133L50 135V137H47V135H45V134H42L41 132H40V128H39V126H37V125H41V123H43L44 124V122H43V120H51ZM91 118H93L94 119V115H93V117H91ZM100 117H98V118H95L96 120L98 119V120H100L99 119ZM117 118V117H116ZM146 118V117H145ZM144 118V119H145ZM153 118V117H152ZM197 118V117H196ZM195 117H194V119H196ZM205 118V117H204ZM204 118H202V119H204ZM208 118H210V117H208ZM239 118V119H238ZM19 119H18V122L20 123L21 121H19ZM24 119V118H23ZM28 119V118H27ZM43 119V120H42ZM77 119V118H76ZM75 119V120H76ZM105 119H107V118H105ZM104 119V120H105ZM113 119V118H112ZM147 119V118H146ZM148 119H150L149 117H148ZM212 119V118H211ZM213 119H214V117H213ZM244 119H245V117H244ZM7 120H9V119H7ZM71 120V119H70ZM80 120V119H79ZM85 120V119H84ZM91 120V119H90ZM101 120H102V118H101ZM109 120L110 119H108L107 121L109 122ZM119 120H121V119H119ZM118 120V121H119ZM152 120V119H151ZM156 120V119H155ZM171 120V119H170ZM176 120V119H175ZM193 120V119H192ZM192 120H191V122H192ZM206 120V119H205ZM216 120V119H215ZM219 120V119H218ZM243 120V119H242ZM246 120V119H245ZM14 121V123H15V119L13 120ZM25 121H27V120H25ZM25 121H23V122H25ZM49 121H46V122H49ZM88 121V120H87ZM113 121H114V119H113ZM123 121V120H122ZM121 121V122H122ZM150 121V120H149ZM153 121H154V118H153ZM153 121H151V122H153ZM168 121V120H167ZM212 121V120H211ZM214 121V120H213ZM263 121V120H262ZM11 122V121H10ZM10 122H8V123H10ZM16 122H17V120H16ZM22 122V123H23ZM27 122H29V121H27ZM71 123H73V121H70ZM75 122V121H74ZM82 122V121H81ZM91 122V121H90ZM92 122H93V120H92ZM91 122V123H92ZM99 123L101 122V121H98ZM156 122V121H155ZM190 122V123H191ZM201 122H203V121H201ZM218 122V121H217ZM216 122V123H217ZM243 122V121H242ZM248 122H252L251 120L250 121H248ZM256 122V121H255ZM255 122L253 123V124H255ZM4 123V122H3ZM7 123V124H8ZM18 123V124H19ZM31 122H29V124H30ZM69 123V122H68ZM80 123V122H79ZM90 123V124H91ZM102 123V122H101ZM124 123V122H123ZM140 123V122H139ZM171 123H172V121H171ZM184 122H182V124L181 125H184L183 124ZM215 123V122H214ZM214 123H211V125H213ZM258 123V122H257ZM256 123V124H257ZM264 123V122H263ZM263 123H261V124H263ZM15 124H17V123H15ZM24 124V123H23ZM67 124V123H66ZM75 124H77V122L75 123ZM74 124V125H75ZM92 124H94L95 125V123H92ZM97 125H98V123H96ZM125 124V123H124ZM127 124V123H126ZM125 124V125H126ZM174 124H175V122H174ZM173 124V125H174ZM204 124V123H203ZM205 124H206V122H205ZM218 124V123H217ZM246 124V123H245ZM248 124V123H247ZM251 124V123H250ZM2 125V124H1ZM9 125V124H8ZM22 125V124H21ZM25 125H27L26 124V122H25V124H24V126ZM46 125H48V123L46 124ZM81 125V124H80ZM96 125V126H97ZM99 125H101V124H99ZM109 125V124H108ZM107 124H106V126H108ZM116 125H118V122H117V124ZM121 125V124H120ZM142 125V124H141ZM161 125V124H160ZM167 125H169V124H167ZM172 125V124H171ZM175 125H177V124H175ZM181 125H179L180 127H181ZM194 125H195V123H194ZM199 125V124H198ZM200 125H201V123H200ZM210 125V126H211ZM214 125H216V124H214ZM12 126H13V124H12ZM15 126H17V125H15ZM14 126V127H15ZM43 126V125H42ZM70 126V125H69ZM68 126V127H69ZM76 126V125H75ZM75 126H73V128H75ZM93 126V125H92ZM92 126H91V129H90V131L92 130ZM103 126H104V124H103ZM119 126V125H118ZM159 126V125H158ZM170 126V125H169ZM208 125H206V127H207ZM246 126V125H245ZM5 127H6V125H5ZM4 127V128H5ZM10 127V126H9ZM18 127H20V126H18ZM23 127V126H22ZM22 127H21V130H23V129H25V128H23L22 129ZM26 127V126H25ZM47 127V126H46ZM72 127V126H71ZM89 127H90V125H89V123H88V128L87 129H89ZM95 127V126H94ZM99 127V126H98ZM121 127H122V125H121ZM124 127V126H123ZM128 127V126H127ZM127 127L125 128L126 130H128L127 129ZM140 127V126H139ZM138 127V128H139ZM144 127H146V126H144ZM171 127V126H170ZM175 127V126H174ZM182 127H184V126H182ZM181 127V128H182ZM187 127V126H186ZM189 127V126H188ZM196 127V126H195ZM201 127H203V126H201ZM200 127V128H201ZM205 127V128H206ZM29 128V127H28ZM42 128V127H41ZM48 128V127H47ZM50 128V127H49ZM78 128V127H77ZM81 128H83V127H81ZM79 129V130H82V129ZM96 128L97 127H95V130H96ZM110 128V127H109ZM116 128V127H115ZM160 128L161 127H159L158 129L160 130ZM162 128H163V126H162ZM161 128V129H162ZM168 128V126L166 127V129ZM178 128V125H177V127H176V130H178L177 129ZM210 128V127H209ZM214 128H216V127H214ZM247 128V127H246ZM251 128H253V127H250V129ZM254 128H258V127H255L254 126ZM19 129V128H18ZM102 129H103V127H102ZM106 129H107V127H106ZM113 129V128H112ZM119 129V128H118ZM122 129H124V128H122ZM140 129V128H139ZM138 129V130H139ZM142 129H143V127H142ZM145 129V128H144ZM143 129V130H144ZM150 129H152V128H150ZM153 129H156V128H153ZM158 129L155 131V134H154V136H150L149 138L151 139V137H155V140H157V139H159L160 140V142H162L164 139H169V143H172L173 141H174V144H179V146L180 145H182L181 147H185L186 145H188L189 143V141H188V137L186 138V137H183V135H181V133L180 134H178L179 133V131H178V133H175V132H167V131H165L164 129L163 130H160V131H158ZM172 129V128H171ZM175 129V128H174ZM185 129V128H184ZM192 129H193V127H192ZM207 129V128H206ZM212 129V128H211ZM217 129V128H216ZM238 129V128H237ZM249 129V130H250ZM3 130V129H2ZM6 130V129H5ZM20 130V129H19ZM18 130V131H19ZM47 130H49V129H47ZM46 130V131H47ZM70 130V129H69ZM107 130H109V129H107ZM107 130H104L105 132L107 131ZM114 130V129H113ZM117 130V129H116ZM116 130H114V131H116ZM134 130V129H133ZM137 130V129H136ZM137 130V131H138ZM175 130V131H176ZM182 130H183V128H182ZM191 130V129H190ZM210 130V129H209ZM208 130V131H209ZM231 130H229V132L231 131ZM235 130V129H234ZM244 130V129H243ZM1 131V130H0ZM25 131H26V129H25ZM44 131V130H43ZM42 131V132H43ZM51 131V132H52ZM88 131V130H87ZM94 131V130H93ZM103 131V132H104ZM112 131V130H111ZM119 132L121 131L120 129L118 130ZM117 131V132H118ZM124 131V130H123ZM123 131L121 132V134L123 133ZM149 131V130H148ZM198 131V130H197ZM200 131V130H199ZM207 131V130H206ZM208 131H207V133H208ZM226 131V130H225ZM233 131V130H232ZM242 130L240 129V132H241ZM2 132V131H1ZM7 132L9 133V131L7 130L6 131V133H1V134H7ZM11 132V131H10ZM12 132H13V134H12ZM11 133H9L8 134V136L9 135H15L16 134V132H14V131H12ZM21 132H23V133H25L24 132V130L23 131H21ZM20 131L18 132V133H21ZM69 132V131H68ZM77 132V131H76ZM95 132V131H94ZM96 132H98V131H96ZM104 132V133H105ZM125 132V131H124ZM133 132V131H132ZM150 132H152V131H150ZM183 132V131H182ZM190 132V131H189ZM212 132H213V130H212ZM239 132V133H240ZM245 133H246V131H244ZM243 132V133H244ZM17 133V136L19 135L20 136V134H18ZM44 133H46L45 131H44ZM67 133V132H66ZM70 133V132H69ZM75 133V132H74ZM80 133H82V132H80ZM87 133V132H86ZM91 133V132H90ZM111 133V132H110ZM113 133V132H112ZM135 133V132H134ZM137 133V132H136ZM140 134H142V132H139ZM146 133H148L147 131H146ZM184 133V132H183ZM186 133V132H185ZM203 133V132H202ZM209 133H211V131L209 132ZM242 133V132H241ZM255 133V132H254ZM40 134H42V135H45V136H42V135H40ZM68 134V133H67ZM92 134H93V132H92ZM120 134V133H119ZM144 134V133H143ZM143 134L142 135H139V136H143ZM188 133H186V135H187ZM198 135V134H200L199 132H197V133H192V135ZM231 134H233V133H231ZM11 135V136H12ZM22 135V134H21ZM74 135V134H73ZM95 135V134H94ZM94 135H92L93 137H95ZM108 135V133L107 134H105V136H107ZM115 135V134H114ZM118 134H116V137H118L117 136ZM127 135V134H126ZM129 135V134H128ZM128 135L127 136H125V138H127V140H129L128 139ZM130 135H132V136H134L132 133H130ZM129 135V136H130ZM150 135H153V134H150ZM189 135V134H188ZM191 135V137H193ZM209 135V134H208ZM208 135H204L205 137H207ZM211 135V134H210ZM235 135V134H234ZM2 136V135H1ZM5 136V135H4ZM8 136H6V138L4 139L3 138V140L5 141H7V138H8ZM49 136V135H48ZM78 136V135H77ZM89 136V135H88ZM97 136L98 135H96V140H97ZM102 136H104L103 134H102ZM124 136V135H123ZM132 136H131V138H132ZM138 136V137H139ZM145 136V135H144ZM148 136V135H147ZM201 136V135H200ZM231 136V135H230ZM230 136H228V137H230ZM236 136V135H235ZM237 136H239V135H237ZM13 137V136H12ZM12 137H10L11 139H12ZM16 136H14L13 138H15ZM72 137V136H71ZM75 137H76V135H75ZM78 137H80V136H78ZM85 138H87L86 137V135L84 136ZM90 137H91V134H90ZM92 137V138H93ZM100 137V136H99ZM112 137H113V134H112ZM196 137V136H195ZM195 137H193V138H195ZM202 137V136H201ZM210 138H211V136H209ZM233 137V136H232ZM231 137V138H232ZM239 137H241V134H240V136ZM18 138V137H17ZM17 138H15V140L17 139ZM25 137H21L20 139H18L19 141H17L16 140V142L17 143H15L17 146H15V147H13V149H17L16 147H19L18 146V144H21L22 146V152H20V154H21V156L22 157H24V154H25V156L27 157L28 156V154L27 153H25V151H24V153H23V147H25V145H26V141H28V140H25L24 139ZM77 138V137H76ZM106 138V137H105ZM115 138V137H114ZM114 138H112V139H114ZM131 138H130V140H131ZM147 138V137H146ZM197 138V137H196ZM210 138H208V139H210ZM223 138H222V141H223ZM237 138V137H236ZM235 138V139H236ZM69 139H71L72 140V138H69ZM120 139V138H119ZM133 139V138H132ZM150 139L149 140H147V141H150ZM170 139H171V141H172V139H173V141L172 142H170ZM198 139H199V137H198ZM227 139H229V138H227ZM232 139H234V138H232ZM2 139H0V141H1ZM2 140V141H3ZM74 140V139H73ZM87 140H88V138H87ZM86 140V141H87ZM92 140V139H91ZM94 140V139H93ZM100 140V139H99ZM105 140V139H104ZM116 140V139H115ZM142 140V139H141ZM201 140V139H200ZM199 140V141H200ZM204 140V139H203ZM215 140H212V141H215ZM218 140V142H220ZM230 140V139H229ZM1 141V142H2ZM12 141V140H11ZM31 141H29V142H31ZM75 141V140H74ZM77 141V140H76ZM85 141V142H86ZM95 141V140H94ZM106 141V140H105ZM110 141V140H109ZM151 141H153V140H151ZM194 141H196V140H194ZM205 141L207 142V143H211V141L209 142V141H207L206 139H205ZM205 141H204V143H205ZM9 142V141H8ZM19 142V143H18ZM68 142V141H67ZM69 142H70V140H69ZM80 142V141H79ZM83 142V141H82ZM82 142H80V143H82ZM97 142H100V141H97ZM101 142H103V141H101ZM115 142V141H114ZM124 142H126V141H124ZM132 142V141H131ZM154 142V141H153ZM157 142V141H156ZM156 142H154V143H156ZM201 142H203V141H201ZM200 142V143H201ZM13 143H14V139H13ZM89 143V142H88ZM107 143V142H106ZM116 143V142H115ZM122 143H123V141H122ZM127 143H129V142H127ZM139 144H140V142H138ZM142 143V142H141ZM146 143V142H145ZM149 143V142H148ZM147 143V144H148ZM164 143H166V142H164ZM196 143V142H195ZM199 143V145L198 146H202V144L203 143H201L200 144ZM2 144H4L3 142H2ZM14 144V145H15ZM29 144H31V143H29ZM35 144H32V145H35ZM69 144H71V143H69ZM86 144H87V142H86ZM94 144V143H93ZM104 144V143H103ZM102 144V145H103ZM125 143H123V145H124ZM130 144V143H129ZM138 144V145H139ZM144 144V143H143ZM157 144H158V142H157ZM161 144H163V143H160V147L161 146H164V145H166V144H163V145H161ZM191 144V143H190ZM189 144V145H190ZM194 144V143H193ZM76 145V144H75ZM74 145V146H75ZM90 145H91V142H90ZM98 145V144H97ZM105 145V144H104ZM109 145V146H108ZM114 145V144H113ZM118 145V144H117ZM149 145V144H148ZM148 145H146V146H148ZM153 145V144H152ZM173 145V144H172ZM192 145V144H191ZM190 145V146H191ZM197 145V144H196ZM213 145V144H212ZM211 145V146H212ZM219 145V144H218ZM229 145L230 146H234V145H237V143L236 142H234V140L233 141H230L229 142ZM10 146V145H9ZM8 146V148L10 149V148H12V147H9ZM11 146H12V144H11ZM28 146V145H27ZM31 146V145H30ZM30 146H29V148H30ZM71 146V145H70ZM73 146V145H72ZM74 146L72 147L73 149L72 150H74ZM82 146V145H81ZM85 146V145H84ZM84 146L83 147H81V148H84ZM87 146V145H86ZM88 146H89V144H88ZM92 146V145H91ZM95 146H96V141H95ZM99 146V145H98ZM106 146V145H105ZM125 146L127 147L128 145H126L125 144ZM132 146V145H131ZM139 146H141V145H139ZM154 146H156V144L154 145ZM189 146V147H190ZM193 146V145H192ZM210 146V147H211ZM33 147V149H34V147L35 146H31V148ZM107 147H113V146H110V144H107ZM120 147V146H119ZM143 147V146H142ZM158 147V146H157ZM156 147V148H157ZM165 147H167V146H165ZM174 147V146H173ZM210 147H208V148H210ZM213 147V146H212ZM3 148V147H2ZM4 148H5V146H4ZM3 148V149H4ZM28 148V147H27ZM26 147H25V149H27ZM29 148L26 150V152H28V150H29ZM31 148H30V150H31ZM76 148V147H75ZM87 148H90V150H92L91 149V147H87ZM92 148H95L94 146L92 147ZM115 148V147H114ZM125 148V147H124ZM128 148H130V147H128ZM154 148V147H153ZM159 148V147H158ZM162 148H164V147H162ZM162 148H161V150H162ZM168 148H172V146H168ZM178 148H180V147H178V145H177V148L175 147V149L173 150V152H175V150L177 149L178 150ZM186 148H187V151H188V146H186ZM194 149H195V144H194V147H193ZM201 148V147H200ZM204 147H202L201 149H202V151L204 150L203 149ZM207 148V147H206ZM207 148V149H208ZM227 148V150H229L228 148L229 147H226ZM226 148H225V150H226ZM2 149V150H3ZM5 149H7V148H5ZM65 149V148H64ZM110 149V148H109ZM113 149V148H112ZM151 149V148H150ZM164 149H167V148H164ZM169 149V150H170ZM190 149H192V148H190ZM193 149V150H194ZM259 149H260V147H259ZM0 150H1V148H0ZM12 150V149H11ZM11 150H10V152H9V155H12V156H10V158H7L8 159V161L13 157V158H15L14 157V155H16L17 156V153H19V152H16V154H10L11 153ZM14 150V151H15ZM20 149H18V151H19ZM30 150H29V152H30ZM71 150V149H70ZM69 150V151H70ZM77 150V149H76ZM114 150V149H113ZM129 150V149H128ZM168 149L167 150H162V151H165V152H168L169 151ZM180 150V149H179ZM224 150V151H225ZM253 151H254V149H252ZM4 151V150H3ZM13 151V153H15ZM17 151V150H16ZM33 151V150H32ZM35 151V150H34ZM58 151H60L59 153H58ZM66 151V150H65ZM68 151V150H67ZM85 151V150H84ZM88 151V150H87ZM93 151V150H92ZM114 151H116V150H114ZM113 151V152H114ZM122 151V150H121ZM131 151V150H130ZM153 151H154V149H153ZM155 151H157V149L155 150ZM171 151H172V149H171ZM171 151H170V153H171ZM182 150H180L179 152H178V154L176 155V156H178L179 154H180V152H181ZM183 151H184V154H186L185 153V150H184V148H183ZM190 151V150H189ZM196 151V149L194 150V152ZM223 151V150H222ZM1 152V151H0ZM5 152H7V150L5 151ZM109 152H110V150H109ZM108 152V153H109ZM117 152H119V151H117ZM127 152V151H126ZM150 152V151H149ZM152 152V151H151ZM150 152V154H152ZM173 152H172V154L171 155H173ZM193 151L192 152H187V154L186 155H188V153H194ZM250 152V151H249ZM8 153V152H7ZM6 153V154H7ZM31 153H33V152H30L29 153V155H31ZM58 153V154H57ZM65 154H66V152H64ZM71 153V152H70ZM79 153H82V152H79ZM107 153V154H108ZM120 153V152H119ZM125 153V152H124ZM136 153V152H135ZM142 153H144V152H142ZM160 153H162V152H160ZM177 153V152H176ZM175 153V154H176ZM183 153V152H182ZM241 153H242V151H241ZM244 153H245V151H244ZM247 153V152H246ZM1 154H2V156L4 155L2 152H1ZM20 154H18V155H20ZM38 155V152L37 153H35V154H33L34 155V157H35V155ZM83 154V153H82ZM122 154V153H121ZM121 154H120V156H121ZM126 154V153H125ZM148 155L147 157L149 158V156H151V155ZM164 154V153H163ZM166 154V153H165ZM221 154V153H220ZM33 155H32V158H33ZM37 155H36V157H37ZM62 155V154H61ZM64 155V154H63ZM62 155V156H63ZM72 155V154H71ZM70 155V156H71ZM77 155V154H76ZM90 155V154H89ZM114 155V154H113ZM119 155V154H118ZM130 155V154H129ZM128 155V156H129ZM167 155V154H166ZM185 155V156H186ZM191 155V154H190ZM7 156H8V154H7ZM78 156V155H77ZM104 156V155H103ZM110 156V155H109ZM123 156V155H122ZM125 156H127V154L125 155ZM133 156V155H132ZM138 156V155H137ZM141 156V155H140ZM154 156V155H153ZM152 156V157H153ZM161 156V155H160ZM175 156V157H176ZM185 156H180V157H185ZM192 156H194V155H192ZM4 157V156H3ZM18 157V156H17ZM16 157V159L18 160H20V158H17ZM26 157H24V158H26ZM28 157H30V156H28ZM35 157V158H36ZM38 157H40V155H38ZM42 157V156H41ZM65 157H69V152H68V155L67 156H65ZM82 158L84 157V155L83 156H81ZM97 157V156H96ZM102 157V156H101ZM112 157V156H111ZM114 157H119V156H117V154L114 156ZM113 157V158H114ZM145 157V156H144ZM143 156H142V158H144ZM168 158H169V156H167ZM171 157V156H170ZM179 157V158H180ZM241 157V156H240ZM246 157V156H245ZM0 158L2 159V157L0 156ZM22 159V161H19V162H23V160H26V159H28V158H26V159ZM34 158V159H35ZM43 158V157H42ZM45 158V157H44ZM44 158H43V160H44ZM85 158H91V157H88V155H87V157H84V159ZM122 158V157H121ZM134 158V157H133ZM135 158H136V154H135ZM138 158H139V156H138ZM138 158H136V160L135 161H137V159ZM141 158V157H140ZM139 158V159H140ZM178 158V159H179ZM193 158V157H192ZM232 158V160H233V158L234 157H231ZM29 159H31V158H29ZM28 159V160H29ZM37 159V158H36ZM38 159H40V158H38ZM37 159V160H38ZM65 159V158H64ZM70 159V158H69ZM92 159H94V158H92ZM97 159V158H96ZM112 159V158H111ZM116 158H114V160H115ZM124 159H126V157L124 158ZM153 159H155L154 157H153ZM171 159V158H170ZM236 159V158H235ZM237 159H238V157H237ZM236 159V160H237ZM33 160V159H32ZM31 160V161H32ZM41 160V159H40ZM40 160H38V161H40ZM46 160H45V162H46ZM67 160V159H66ZM71 160V159H70ZM78 160H80V158L78 159ZM122 160H123V158H122ZM122 160H119V161H122ZM132 160V159H131ZM152 160V159H151ZM151 160H149V161H151ZM180 161L182 160V159H179ZM230 160V159H229ZM5 161H7L6 159H5ZM10 161H12V160H10ZM30 161V162H31ZM35 161V160H34ZM37 161V162H38ZM61 161V160H60ZM71 161H73V160H71ZM71 161H69V163L71 162ZM81 161V160H80ZM90 161V160H89ZM95 161V160H94ZM128 161V160H127ZM146 161V160H145ZM144 159L143 160H140V162H143V164H144ZM177 161V160H176ZM245 161V160H244ZM2 162L4 163V159L2 160ZM13 162V161H12ZM18 162V163H19ZM25 162V161H24ZM29 162V161H28ZM36 162V161H35ZM42 162H44V161H42ZM44 162V163H45ZM47 162V165L49 164ZM58 162V161H57ZM63 162V161H62ZM106 162V161H105ZM113 162V161H112ZM111 162V163H112ZM155 162V161H154ZM246 162V161H245ZM244 162V163H245ZM6 164L5 165H10L9 163H11V162H9V163H7V162H5ZM18 163H12V165H14L15 164V166H16V164H18ZM33 163V162H32ZM43 163V164H44ZM61 163V162H60ZM78 163V162H77ZM109 163V162H108ZM116 163H117V161H116ZM120 162H118L117 164H119ZM122 163H124V162H122ZM121 163V164H122ZM134 163H136V162H134ZM156 163V162H155ZM182 163H184V162H182L181 161V164ZM21 164V163H20ZM26 164V163H25ZM34 164V163H33ZM32 164V165H33ZM42 164V163H41ZM55 164H59V162L58 163H56L55 162ZM66 164V163H65ZM67 164H68V162H67ZM66 164V167L68 166V167H70L69 165H67ZM89 165H91L90 163H88ZM102 164H103V162H102ZM105 164V163H104ZM115 164V163H114ZM121 164H119V165H121ZM146 164V163H145ZM163 164V163H162ZM173 164V163H172ZM228 164H230V162L228 161L226 164H225V166L226 165H228ZM231 164H232V162H231ZM12 165H10V167L12 166ZM19 165V164H18ZM17 165V166H18ZM35 165H37V163H35L34 164V166ZM47 165L46 166H43V168L44 169H42L41 168V165H40V163H39V167H40V169H42L43 170V173H44V171H46V172H49L48 171V169H47ZM53 165V164H52ZM62 165V164H61ZM93 165V164H92ZM97 165H100V164H97ZM112 165V164H111ZM128 165V164H127ZM135 165H137V164H135ZM141 165V164H140ZM147 165V164H146ZM145 165V166H146ZM152 165H154L153 163H152ZM183 165V164H182ZM2 166V165H1ZM0 166V167H1ZM3 166H4V164H3ZM14 166V167H15ZM48 166H50V165H48ZM55 166L56 165H54V168H55ZM63 166V165H62ZM87 166V165H86ZM84 167L85 169L87 168V167ZM102 166V165H101ZM114 166H117L116 164L114 165ZM151 167V168H153L151 165H148V167ZM157 166V165H156ZM156 166L154 167V168H156ZM159 166V165H158ZM178 166V165H177ZM176 166V167H177ZM228 166H230V165H228ZM248 166H249V164H248ZM9 167V168H10ZM13 166L11 167V168H14ZM19 167H20V165H19ZM22 167V166H21ZM20 167V168H21ZM31 167H33V166H31ZM65 167V169L67 170V168ZM92 167V166H91ZM103 167H105V166H103ZM107 167V166H106ZM109 167V166H108ZM110 167H112V166H110ZM137 167V166H136ZM141 167V166H140ZM249 167H252V166H249ZM8 168V167H7ZM8 168V169H9ZM23 168V167H22ZM49 168V167H48ZM60 168H62L61 166H60ZM83 168V169H84ZM99 168V167H98ZM119 168V167H118ZM123 168V167H122ZM126 168V167H125ZM139 168V167H138ZM174 168V167H173ZM5 169H6V167H5ZM19 169V168H18ZM46 169V170H45ZM50 169V168H49ZM52 169H53V166H52ZM52 169H50V170H52ZM89 169V168H88ZM91 169V168H90ZM90 169H89V171H88V173H90ZM96 169V168H95ZM95 169H94V171H95ZM133 169V168H132ZM144 169V168H143ZM145 169H147V168H145ZM150 169V168H149ZM177 170H180V168H176ZM176 169H174V170H176ZM186 169V168H185ZM235 169V168H234ZM233 169V170H234ZM13 170V169H12ZM16 170V169H15ZM20 170V169H19ZM32 170V169H31ZM38 170V169H37ZM37 170H36V173L34 174L32 171V173L34 174V178H35V176H36V180H37ZM55 170H57V169H55ZM55 170H53V171H55ZM58 170H60L59 168H58ZM69 170V169H68ZM87 170V169H86ZM85 170V171H86ZM91 170H93V169H91ZM105 170V169H104ZM111 170H113V168L111 169ZM110 170V171H111ZM117 170V169H116ZM119 170H120V168H119ZM118 170V171H119ZM152 170V169H151ZM150 170V171H151ZM236 170V169H235ZM9 171V170H8ZM7 171V172H8ZM38 171H40V170H38ZM93 171V172H94ZM98 172L100 171L99 169L97 170ZM96 171V172H97ZM128 170H126V171H124V173L125 172H127ZM145 171L146 170H144V174H147V172H148V170H147V172L145 173ZM149 171V172H150ZM154 171H156V170H154ZM181 171V170H180ZM4 172V171H3ZM15 172L16 171H11V173H13V174H11V178L12 179H14L15 177H17V175L18 174H16V176L14 175L15 174ZM41 172V171H40ZM62 172V171H61ZM61 172H60V176L62 175L61 174ZM67 173V171H65L64 170V172H63V174L64 173ZM77 172V171H76ZM81 172V171H80ZM92 172V171H91ZM95 172V173H96ZM98 172H97V174H98ZM103 172V174L102 173H100L99 174V176L101 175V177H99L101 180L102 179H108V180H110L109 178H103L104 176V171H102ZM112 172V171H111ZM114 172H115V170H114ZM152 172V171H151ZM175 172V171H174ZM184 172V171H183ZM186 172V171H185ZM200 172V171H199ZM8 173H10V171L8 172ZM17 173V172H16ZM18 173H20V172H18ZM24 173H26V171H24V169H23V174ZM86 173V172H85ZM88 173H86V174H88ZM95 173H92V175H94ZM120 173V175H121V172H119ZM123 173V172H122ZM142 173H143V171H142ZM173 173V172H172ZM255 173V172H254ZM1 174V173H0ZM4 174V173H3ZM22 174V175H23ZM29 174V173H28ZM39 174V173H38ZM42 174V173H41ZM41 174H39V175H41ZM47 174V173H46ZM49 174H50V172L48 173V175H47V178H46V181H47V179H48V176H49ZM53 174H59L58 172H55V173H53ZM52 173L50 174L51 175V177H52V175H53ZM74 174V173H73ZM77 174V176L79 175L78 173H76ZM81 175H84V174H82V172L80 173ZM107 174V173H106ZM105 174V175H106ZM112 174V173H111ZM114 174V173H113ZM127 174V173H126ZM125 174V175H126ZM149 174V173H148ZM173 174H175V173H173ZM176 174H180V172L179 173H177V171H176ZM182 174V173H181ZM211 174V173H210ZM210 174H208V175H206V176H204V178L202 179L203 181H205V180H208L207 181V183H209V181L211 180V175ZM256 174V173H255ZM31 175V174H30ZM38 175V176H39ZM45 175V174H44ZM70 175V174H69ZM68 174H67V176H69ZM75 175V174H74ZM81 175H80V177H81ZM115 175H116V173H115ZM124 175V176H125ZM128 175V174H127ZM163 175V174H162ZM184 175V174H183ZM187 175V174H186ZM185 175V176H186ZM189 175V179H190V181H192V182H195V181H197V179H198V176H196V174L194 173V175L193 174H188ZM5 176V175H4ZM26 176H28V175H23L21 178L23 179V177H26ZM46 176V175H45ZM44 176V177H45ZM54 176V175H53ZM59 175H57V177H58ZM64 175H62V177H63ZM66 176V177H67ZM96 176V175H95ZM108 176H110V175H108ZM107 176V177H108ZM117 176H119V174H117ZM116 176V177H117ZM122 176H123V174H122ZM123 176V177H124ZM7 177V176H6ZM31 177V176H30ZM29 177V178H30ZM33 177H32V179H33ZM43 177V176H42ZM44 177L42 178L44 181H45V179H44ZM54 177H56V175L54 176ZM57 177H56V179L54 180V181H56V180H59L60 178H62V177H58L59 179H57ZM65 177V176H64ZM86 177V176H85ZM111 177L113 178V175H111ZM126 177V176H125ZM128 178H129V176H127ZM126 177V178H127ZM145 177V176H144ZM164 177V176H163ZM168 177V176H167ZM166 177V178H167ZM172 177H173V175H172ZM0 178H2V176L0 177ZM9 178V177H8ZM21 178H19V179H21ZM73 178H75V177H73ZM78 178V177H77ZM83 178V177H82ZM81 178V179H82ZM89 178V177H88ZM98 178V179H99ZM119 178V177H118ZM126 178H125V180H126ZM131 178V177H130ZM188 178V177H187ZM248 178V177H247ZM4 179V178H3ZM2 179V180H3ZM12 179H10V180H12ZM16 179V178H15ZM27 179V178H26ZM31 179V178H30ZM31 179V180H32ZM49 179H50V177H49ZM67 179V178H66ZM69 180H70V178H68ZM97 179V178H96ZM100 179H99V181H100ZM122 179V178H121ZM5 180H7V178L5 179ZM9 179H8V181L7 182H9L10 181ZM25 180V179H24ZM23 180V181H24ZM28 180V179H27ZM30 180V181H31ZM33 180H35V179H33ZM43 180H42V182H43ZM76 180V179H75ZM78 180V179H77ZM82 180H84V179H82ZM81 180V181H82ZM93 180V179H92ZM104 180V181H105ZM108 180H107V183H106V185H110V183L108 184ZM112 180V185H113V187H112V189H113V192L114 193H121V194H125L126 192H127V187H126V184H128V182H127V180H126V184H125V180L123 179V181L122 180H119V179H116V180H114V179H111ZM110 180V181H111ZM156 180V179H155ZM161 180V179H160ZM159 180V181H160ZM184 180V179H183ZM21 181V180H20ZM26 181V180H25ZM29 181V180H28ZM49 181H52V179L51 180H49ZM60 181H61V179H60ZM62 181H63V178H62ZM86 181V180H85ZM88 181V180H87ZM97 181V180H96ZM109 181V182H110ZM114 181V182H113ZM129 181V180H128ZM175 181V180H174ZM252 181V180H251ZM2 182H4V180L2 181ZM15 182V181H14ZM19 182V181H18ZM37 183H38V181H36ZM36 182H34V184L32 183V185H35V183ZM41 182V183H42ZM67 182H68V180H67ZM71 182V181H70ZM69 182V183H70ZM73 182V181H72ZM75 182V181H74ZM106 182V181H105ZM182 182V181H181ZM202 182V181H201ZM253 182V181H252ZM261 182V181H260ZM10 183V182H9ZM16 183V182H15ZM29 183V182H28ZM40 183V182H39ZM38 183V184H39ZM54 183V185H55V182H53ZM53 183H51V184H53ZM63 183V182H62ZM82 183V182H81ZM81 183H80V185H81ZM101 184H102V182H100ZM99 183V184H100ZM204 183V182H203ZM258 183V182H257ZM4 184V183H3ZM13 184L14 183H12V187L14 188V186H13ZM21 184V183H20ZM24 184H25V182H24ZM24 184H23V186H24ZM43 184H46V182L45 183H43ZM43 184H39L38 185V187L40 188V185H43ZM49 184V183H48ZM48 184H47V189H48V187L50 188V186H48ZM50 184V185H51ZM56 184H57V182H56ZM93 181H91V182H84V183H82V185H83V187H82V192H81V194H83V196L84 197H86V198H92L94 195H96L98 192L100 193L101 192V190L99 191V189H98V191H97V189H96V184H95V188L93 187L92 188V186H93ZM129 184H130V182H129ZM128 184V185H129ZM156 184V183H155ZM179 184H180V182H179ZM15 185V184H14ZM18 185V184H17ZM30 185V184H29ZM32 185H30V186H32ZM59 185V184H58ZM68 185V184H67ZM3 186H5V185H3ZM8 186V185H7ZM11 186V185H10ZM21 186V185H20ZM23 186H21V188L23 187ZM25 186H27V185H25ZM29 186V191H30V193H32L31 192V187ZM36 186V185H35ZM46 186V185H45ZM51 186H53V185H51ZM64 186V185H63ZM71 186V185H70ZM111 186V185H110ZM109 186V187H110ZM259 186V185H258ZM17 187V186H16ZM15 187V188H16ZM66 187V186H65ZM76 187V186H75ZM80 188H81V186H79ZM78 187V188H79ZM98 187H100L99 185H98ZM105 187H108V186H105ZM2 188V187H1ZM0 188V189H1ZM4 188V187H3ZM6 188H9L10 189V187L8 186V187H6ZM20 188V187H19ZM33 188V187H32ZM35 188V187H34ZM33 188V189H34ZM38 188V190H41V189H39ZM41 188H42V186H41ZM45 188V187H44ZM60 188H61V186H60ZM67 188V187H66ZM65 188V189H66ZM101 188H104V186L103 187H101ZM249 188V187H248ZM254 189H255V187H253ZM9 189H5V191L6 190H9ZM23 189V188H22ZM25 189V188H24ZM23 189V190H24ZM28 188H26V190H27ZM64 187H63V189H61L63 192H64ZM107 189H109V188H107ZM254 189H250V191H252V190H254ZM260 189V188H259ZM258 189V190H259ZM3 190V189H2ZM45 190H46V188H45ZM45 190H43V191H45ZM53 190H55V189H53ZM58 189H56V191H54V193H53V195L55 194V192L57 193L58 191H57ZM76 190V189H75ZM79 190V189H78ZM80 190V191H81ZM106 189H104V191H105ZM111 190V189H110ZM222 190V189H221ZM247 190V188L245 189V191ZM264 190V189H263ZM1 191V190H0ZM19 191H21V190H19ZM25 191V190H24ZM28 191V190H27ZM48 191H49V189H48ZM74 191V190H73ZM104 191L103 192H101V193H104ZM108 191V190H107ZM214 191V190H213ZM248 191V190H247ZM11 192V191H10ZM10 192H8V193H10ZM22 192V191H21ZM33 192H38L37 190H35V191H33ZM60 192V191H59ZM66 192V191H65ZM75 192V191H74ZM74 192H72V194L74 193ZM106 192V191H105ZM166 192V191H165ZM216 192V191H215ZM219 192V191H218ZM2 192H0V194H1ZM23 193V192H22ZM29 192H28V194L27 195H29L30 194ZM41 193H42V191H41ZM67 193H69V192H67ZM77 192H75L74 194H75V196L77 195L76 194ZM99 193H98V195H99ZM107 193V192H106ZM110 193V192H109ZM168 193V192H167ZM170 193V192H169ZM168 193V194H169ZM245 193V192H244ZM34 194V193H33ZM33 194H31V195H29V197L31 196L32 197V195ZM38 195H40L39 193H37ZM57 194H59V193H57ZM57 194H56V196H57ZM62 194V193H61ZM70 194H71V192H70ZM69 194V195H70ZM113 194V193H112ZM163 194V193H162ZM166 194V193H165ZM164 194V195H165ZM259 194V193H258ZM20 195H22V194H20ZM47 195V194H46ZM69 195H68V197H69ZM98 195L96 196L97 198H98ZM102 195V194H101ZM104 195V194H103ZM105 195H107V194H105ZM114 195V194H113ZM118 195V194H117ZM125 195H127V194H125ZM124 195V196H125ZM167 195V194H166ZM244 195V194H243ZM253 195H255V193H253L252 194V192H251V198H249L250 199V201H247V204H244V206L242 207V209L240 210V209H238V207L235 205V204H233V203H230V207H231V210H230V212L228 213V215L226 216V217H224V219L221 221V223H220V225L218 226V228L216 229V231L214 232V234H213V236H212V238L210 239V242H209V247H208V249H207V253L209 254V255H215V257H212V259L211 258H209V259H211V260H213V258H215V260H216V263L215 264H264V199H263V197L262 198H258V197H255V196H253ZM263 195V194H262ZM63 196V195H62ZM112 196V195H111ZM121 196V195H120ZM168 196V195H167ZM246 196V195H245ZM256 196H258V195H256ZM260 196V195H259ZM14 197V196H13ZM35 197H37V196H35ZM45 197V196H44ZM48 197V196H47ZM67 197V198H68ZM74 197V196H73ZM83 197V198H84ZM102 197V196H101ZM116 197V196H115ZM126 197V196H125ZM33 198V197H32ZM52 198H53V196H52ZM63 198H65L66 199V195H65V197H62L61 199H63ZM79 198V196H77V199ZM82 198V197H81ZM81 198H79V199H81ZM103 198V200H104V197H102ZM118 198V197H117ZM120 198V197H119ZM26 199V198H25ZM24 199V200H25ZM33 199H35V198H33ZM42 199V198H41ZM47 200H49L48 198H46ZM71 199V198H70ZM69 199V200H70ZM77 199H75V200H77ZM94 199V198H93ZM100 199V198H99ZM244 199V198H243ZM31 199H29V201H30ZM37 200V199H36ZM44 200V199H43ZM42 200V201H43ZM51 200V199H50ZM68 200V201H69ZM72 200H74V198H72ZM72 200H71V202H70V204H72V203H75V202H72ZM86 200H88V199H86ZM120 200V199H119ZM170 200V199H169ZM168 200V201H169ZM28 201V200H27ZM27 201H25V202H27ZM34 201V200H33ZM32 201V203H34ZM39 201V200H38ZM37 201V202H38ZM52 201V200H51ZM93 201V200H92ZM95 201H96V199H95ZM95 201H94V203H95ZM99 201V200H98ZM8 202V201H7ZM9 202H10V199H9ZM45 202H46V200H45ZM44 202V203H45ZM54 202V201H53ZM77 202V201H76ZM81 202V203H80ZM80 204L78 205V207L80 208L79 210H80V212H77V211H75V212H69L70 211V209L69 210H67V208H66V210H67V212L65 213V211L66 210H63L64 208H62V210H63V212L65 213V214H63L62 212H59V210H57V215L56 216H50V217H47V218H40L41 219V221L39 222V223H41L42 224V226H40V227H43L41 230L42 231H39V232H37L35 235H36V237L38 238L37 239V241H36V248H34V249H37L36 250V253L34 252V251H32V250H34V249H30L31 247H32V244H33V240H35V239H32V238H30V239H27L28 241H31V245L29 246L30 248H27V252L28 251H32L31 253H33V254H27V253H25L24 251V253L23 252H21L23 249H21V247H19V248H17L18 249V252L20 251V254L17 256V255H15L16 254V252H17V250L16 249H13V245H11L12 246V248L10 249V251L8 250V251H5L4 250V246H3V244H4V242L5 241H7L8 240V242H9V240H10V242H13V241H11L12 240V238H13V240L15 239L14 237H17V240H21L20 238H21V236L23 237V235H27V237H28V235H30V232L28 233V232H26V231H21V229H20V231L18 230V231H10V227H11V223H13V222H10V225H8L7 226V230H6V228L5 229H1V225H0V249L2 250V254H0L1 256V258H3L4 259V257H12V258H14V255L17 257V260H0V264H69L72 260H60L59 259V256L61 257V249H59V245L61 244V242H62V240L64 241L65 239L64 238H67V237H69V230H68V226H69V223L70 222H72V221H74V223L76 222H79V221H81V222H83V223H85V225H86V222L87 221H89L88 219H89V217H90V215L93 213V211L96 209H94V207H95V205L96 204H93V203H85L83 200H80ZM89 202V201H88ZM101 202H102V199H101ZM242 202V201H241ZM6 203V202H5ZM5 203H3V204H1L0 206H2V205H5ZM40 203V205L42 204L41 202H39ZM66 203H68V202H66ZM65 203V204H66ZM118 203V202H117ZM167 203V202H166ZM191 203V202H190ZM8 204L9 203H7L6 205L8 206ZM11 204H13V203H11ZM22 204V203H21ZM25 204V203H24ZM24 204H23V206H24ZM28 204H29V202H28ZM53 204V203H52ZM55 204H56V202H55ZM54 204V205H55ZM64 204V203H63ZM70 204H68V205H70ZM76 204V203H75ZM99 204V203H98ZM14 205V204H13ZM25 205H27V204H25ZM30 206H32V204L30 203L29 204ZM37 205V204H36ZM35 205V206H36ZM45 205V204H44ZM46 205H48L47 203H46ZM53 205V206H54ZM58 205H59V203H58ZM61 205V204H60ZM100 205V204H99ZM169 206H170V204H168ZM177 206H176V208L175 209H173V208H169L167 211H163L162 213L161 212H154L155 210H153V211H151V212H154V213H152V217H150L151 218V220L149 221V222H147V223H149L148 224V226L150 225L151 227H148L149 228V230H151V231H149V232H151V233H154L155 231H160V229H161V227L162 226H170L172 229L171 230H169V231H172V232H177L179 229H181V227H182V225H184L185 223H186V221H188V219L190 218V206H191V204H189V203H185V202H182V203H179V204H176ZM192 205H193V203H192ZM21 206V205H20ZM38 206H39V204H38ZM42 206V205H41ZM102 206V205H101ZM174 206V205H173ZM5 207V206H4ZM9 207V206H8ZM13 207V206H12ZM27 207H28V205H27ZM50 207V206H49ZM63 207V206H62ZM75 207V206H74ZM73 207V208H74ZM77 207V206H76ZM120 207V206H119ZM152 207V206H151ZM150 207V208H151ZM19 209H20V207H18ZM26 208V207H25ZM24 208V209H25ZM46 208V207H45ZM45 208H43L44 210H46ZM56 208V207H55ZM100 210H101V207L99 206L98 207ZM97 208V209H98ZM153 209H155V207H152ZM1 209H2V211H3V208L1 207ZM7 209V208H6ZM23 209V210H24ZM43 209H38V207H37V210H43ZM49 209V208H48ZM59 209V208H58ZM90 209H94L92 212H90L91 210ZM165 209H167V207L165 208ZM192 209V208H191ZM16 210H17V208H16ZM26 210V209H25ZM35 210V209H34ZM36 210V211H37ZM43 210V211H44ZM56 210V209H55ZM60 210H61V208H60ZM75 210H77L76 208H75ZM78 210V211H79ZM7 211H9L8 209H7ZM18 211V210H17ZM99 211V210H98ZM20 212V211H19ZM22 212V211H21ZM31 212H33V211H31ZM45 212V211H44ZM69 212V213H68ZM99 212H101V211H99ZM103 212V211H102ZM2 212L0 211V214H1ZM7 213V212H6ZM3 214V213H2ZM2 214H1V216H2ZM41 214V213H40ZM46 214V213H45ZM48 214V213H47ZM56 214V211L54 212V215ZM99 214H102V213H99ZM99 214H97V215H99ZM104 215H105V213H103ZM94 215H95V213H94ZM151 215V214H150ZM4 216V218H3V222H4V219L5 218H7L8 217V214H4L3 215ZM11 216V215H10ZM20 216V215H19ZM28 216V215H27ZM38 216V215H37ZM39 217H40V215H39ZM91 217H92V215H91ZM10 218V217H9ZM36 218V217H35ZM95 218H96V216H95ZM98 218V217H97ZM96 218V219H97ZM101 218V217H100ZM14 219V218H13ZM95 219V220H96ZM7 220V219H6ZM34 220V219H33ZM37 220H38V218H37ZM100 220V219H99ZM105 220V219H104ZM116 220V219H115ZM2 221V220H1ZM12 221V220H11ZM5 223V222H4ZM31 223V222H30ZM83 223H81V225L83 224ZM90 223V222H89ZM98 222H96V224H97ZM141 223V222H140ZM143 223V222H142ZM73 224V223H72ZM88 224V223H87ZM93 224V223H92ZM95 224V223H94ZM107 224V223H106ZM164 224V225H163ZM13 225V224H12ZM24 225V224H23ZM76 225V224H75ZM79 225V224H78ZM113 225V224H112ZM139 225V224H138ZM72 226V225H71ZM74 226V225H73ZM77 226V225H76ZM90 226H92L91 224H90ZM37 227H39V225L37 226ZM36 227V228H37ZM75 227V226H74ZM81 227V226H80ZM80 227H76V228H79L80 229ZM83 227H84V224H83ZM87 227H88V225H87ZM94 227V226H93ZM8 228H9V230H8ZM65 228H66V230H68V231H66L65 230ZM72 228V227H71ZM85 228V227H84ZM167 228V227H166ZM83 229V228H82ZM81 229V230H82ZM88 229V228H87ZM23 230V229H22ZM38 230V229H37ZM36 230V231H37ZM74 230V229H73ZM83 230H85V229H83ZM82 230V231H83ZM93 230V229H92ZM86 231H88V230H86ZM91 231V230H90ZM148 231V230H147ZM9 232H11V233H9ZM80 233H82V232H80ZM83 233H84V231H83ZM90 234H91V232H89ZM90 234H88V236L90 235ZM155 234V233H154ZM153 234V235H154ZM160 234V233H159ZM159 234H157L158 236H160L161 237V235H159ZM164 234V233H163ZM83 235V234H82ZM82 235H80L79 237L81 238V236ZM85 235V234H84ZM94 235V234H93ZM98 235V234H97ZM103 235V234H102ZM106 235V234H105ZM152 235V234H151ZM70 236H71V233H70ZM155 236V235H154ZM157 236V237H158ZM12 237V238H11ZM31 237V236H30ZM73 237V236H72ZM83 237V236H82ZM85 237H87V236H85ZM84 237V239H87V238H85ZM89 237H91V236H89ZM152 238H153V236H151ZM152 238H150V239H152ZM68 239V238H67ZM70 239V238H69ZM69 239H68V241H65V242H71V241H69ZM83 239V238H82ZM82 239H80V240H82ZM70 240H72V238L70 239ZM137 240H138V238H137ZM155 240V239H154ZM14 241H16V240H14ZM23 241H24V239H23ZM78 241V240H77ZM85 241V240H84ZM91 242V241H90ZM22 243V242H21ZM64 243V242H63ZM73 243V242H72ZM77 243H79V242H77ZM157 243V242H156ZM7 244H10V243H7ZM12 244V243H11ZM69 244L70 243H68L67 245H68V247H69ZM5 245V244H4ZM27 245V244H26ZM90 244H88V246H89ZM137 245V244H136ZM156 245V244H155ZM172 245V244H171ZM63 246V245H62ZM61 246V247H62ZM65 247H66V245H64ZM78 246V245H77ZM163 246V245H162ZM17 247V246H16ZM24 247V246H23ZM67 247V248H68ZM83 247V246H82ZM159 247V246H158ZM26 248V247H25ZM39 248V249H38ZM66 248V249H67ZM169 248V247H168ZM29 249V250H28ZM51 249V251H50V253H48L49 251H47V250H50ZM66 249H65V252H66ZM72 249V248H71ZM86 249V248H85ZM85 249H84V251H85ZM25 250V249H24ZM60 250V251H59ZM64 250V249H63ZM75 251H76V249H74ZM74 250H72V251H74ZM134 250H135V248H134ZM46 251H47V253H46ZM177 251V250H176ZM17 252V253H18ZM62 252H64V251H62ZM6 253H8V254H6ZM29 253V252H28ZM73 253V252H72ZM86 253V252H85ZM29 255V256H27V255ZM63 254V253H62ZM68 254V253H67ZM71 254V253H70ZM74 254V253H73ZM34 255V256H33ZM66 255V254H65ZM65 255H64V257H65ZM74 255H76V254H74ZM126 255V254H125ZM33 256V257H32ZM36 256V257H35ZM42 256H44V258L42 259V262H39V261H41L40 260V258L42 257ZM92 256V255H91ZM118 256H120V254L118 255ZM158 256V255H157ZM156 256V257H157ZM7 257L5 258V259H7ZM35 257V259H39V260H33V258ZM72 258H73V255L71 256ZM161 257V256H160ZM164 259H166V260H170V262H171V260H175V262H178V263H184L185 262V260L188 258V257H186V254H183V253H180L179 251H177V253H175V252H172V251H167V253L165 252V254H164ZM29 258H31V260H29ZM58 258V259H57ZM112 258V257H111ZM128 258V257H127ZM15 259V258H14ZM163 259V258H162ZM161 259V260H162ZM125 260V259H124ZM208 260V259H207ZM76 261V260H75ZM78 261H80V260H78ZM77 261V262H78ZM132 261V260H131ZM189 261V260H188ZM214 261V260H213ZM213 261H211V262H213ZM77 262H74V263H76L77 264ZM81 262H83L84 263V261H82L81 260ZM86 262V261H85ZM190 262V261H189ZM156 263V262H155ZM208 263H210V262H208ZM71 264H73V263H71ZM81 264V263H80ZM122 264H123V262H122ZM127 264V263H126ZM177 264V263H176ZM213 264H214V262H213Z\"/></svg>",
	"mask_w": 264,
	"mask_h": 264
},
{
	"label": "built area",
	"instance_id": "2783aa9c",
	"mask_svg": "<svg viewBox=\"0 0 264 264\" xmlns=\"http://www.w3.org/2000/svg\"><path fill=\"white\" fill-rule=\"evenodd\" d=\"M211 13L212 32L207 42L213 49L234 37L260 32L264 28V0H215ZM215 226L216 221L211 214L201 208L179 231L168 230L163 236L180 253L197 256L208 245Z\"/></svg>",
	"mask_w": 264,
	"mask_h": 264
},
{
	"label": "crops",
	"instance_id": "0c3cea01",
	"mask_svg": "<svg viewBox=\"0 0 264 264\" xmlns=\"http://www.w3.org/2000/svg\"><path fill=\"white\" fill-rule=\"evenodd\" d=\"M36 3H44L46 6H50L52 8H63L67 6L74 7L76 4V0H33ZM235 39V38H233ZM195 197L202 202L203 209H206L212 216V218L217 222L218 219L224 214V205L222 201L218 198H214L209 194H205L204 192L198 193Z\"/></svg>",
	"mask_w": 264,
	"mask_h": 264
},
{
	"label": "trees",
	"instance_id": "16d2710c",
	"mask_svg": "<svg viewBox=\"0 0 264 264\" xmlns=\"http://www.w3.org/2000/svg\"><path fill=\"white\" fill-rule=\"evenodd\" d=\"M222 217H220L218 220H220Z\"/></svg>",
	"mask_w": 264,
	"mask_h": 264
}]
</instances>
